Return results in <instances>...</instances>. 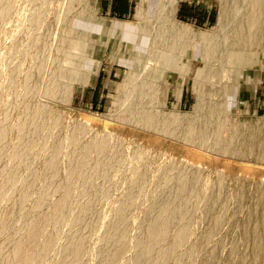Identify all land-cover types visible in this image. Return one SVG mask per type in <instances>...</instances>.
I'll list each match as a JSON object with an SVG mask.
<instances>
[{
  "label": "bare ground",
  "instance_id": "1",
  "mask_svg": "<svg viewBox=\"0 0 264 264\" xmlns=\"http://www.w3.org/2000/svg\"><path fill=\"white\" fill-rule=\"evenodd\" d=\"M4 1L5 0H3V3H4ZM7 1V0H6ZM13 1V0H12ZM35 2V3H37L36 1L37 0H32V2ZM40 1V0H39ZM49 0H41L40 2H41V4H40V2L38 3V4H40V9L39 10H41L40 12H43L44 10L46 11L47 10V12H46V14L47 13H49L48 12V9H47V6L49 7V5H48V3H50V2H48ZM55 1V0H54ZM54 1L52 0V2L54 3ZM145 1H147V0H140V3H139V5L136 7V13H137V16H138V18L140 17L141 19L142 18H144V19H146L147 20V22H146V20H145V24H139L138 25V23L136 24V25H132L131 23H122L121 25H119V29H114V26H112L113 24H108L107 22H105L103 19H99V18H97L93 13H92V7H93V0H71V2H70V4L68 5V7H67V9H66V12H65V14H64V17H63V22H62V25H63V35H62V37L60 38V42H59V45H58V50H56L57 51V55H55L56 56V59H55V61H54V64L53 65H51L52 67H51V69L49 70V75H48V77L46 76V77H44L45 79L46 78H48L47 80H46V82L44 83L45 85V88H46V90L48 91V93L47 94H49V95H52L53 96V98L55 97V98H59V99H66L67 97H68V95H69V93H70V89H71V85H70V83H71V81L74 79V77H75V73H76V70H78L79 68L78 67H80L79 66V64L81 65L82 64V62H81V60H82V56L84 55L83 54V52L84 51H89L91 48H90V46H88V40H93L94 42H95V45L93 46V48H96V47H98V45H99V41L97 40L98 38H94L93 36H91V32H90V27H98L99 29H101L102 30V32L103 33H106V34H108V33H114L115 35H117V39H115V40H113V43H112V45H114V48H117L116 50H118V59L120 60V61H122V62H125V64L127 65V67H128V69H129V71H128V73H127V77H128V81L126 80V82H124V84H123V88L125 89V94H126V98H125V100L123 101V104H127V107H126V109L129 111V113H130V116H128L129 118H127L129 121H131V122H133V123H135V124H138V126L140 125V126H142V127H144V128H146V129H151V130H154V131H156V132H160V133H163V134H165V135H169V136H171V137H177V138H180V139H182V140H184V141H186V142H189V143H191V144H193V145H197L198 147L199 146H201V147H203L204 149L206 148V149H210V150H212V151H216V152H218V153H221V154H229V156H231V155H233V157L234 156H237V157H242V158H251V159H254V160H256V161H260V162H264V118H261V119H258V120H252V121H245V122H239L238 124H236V125H234V124H229V120L231 119L230 118V116H229V113H228V107H229V96L233 93V89H235V87H236V80H237V74H239L238 73V68L243 64V62H245L249 57H250V54H251V52H252V50H253V48H255L254 46H262L261 48L263 49L264 48V0H252L249 4H248V6H246L243 10H240V11H242V13H241V15H240V17H239V19L236 21V23H235V25H234V27L233 28H231L228 32H226L225 33V36L223 37V38H221L220 40H217L216 41V38H217V36L219 35V31H222V30H224V26H225V24H227V21L229 20V18H230V16H231V12H232V8H231V6L230 5H227V7L222 11V13L220 14V16H221V20H220V23H219V26L218 27H215L214 28V30L213 31H210V32H194L192 29H191V27H188V26H185V25H181V24H178L176 21H175V13H176V11H177V8H178V3H179V0H148V11H147V13H145V9H144V4H145ZM244 1V0H243ZM1 2V1H0ZM8 3H9V1H7ZM21 2V1H20ZM30 2H31V0H30ZM29 2V3H30ZM56 2V1H55ZM58 2V1H57ZM75 2L78 4V7H75L74 6V4H75ZM233 2V1H232ZM238 2V1H237ZM242 2V1H241ZM3 3H1L2 4V7L1 8H3V9H0V12L1 11H3L4 10V8L6 7V4L4 3V5H5V7L3 6ZM11 3V2H10ZM235 3V2H234ZM32 4V3H31ZM30 4V5H31ZM34 4V3H33ZM37 4V5H38ZM51 4V3H50ZM236 4V3H235ZM9 5V4H8ZM7 5V6H8ZM35 5V4H34ZM36 5V6H37ZM52 6H54V4H51ZM51 5H50V7H51ZM58 5V4H57ZM1 6V5H0ZM10 6H12V4L10 5ZM9 6V7H10ZM32 6V5H31ZM36 6L34 7V9L36 8ZM57 7V6H56ZM6 8H8V7H6ZM11 8L12 7H10L9 9H10V12H11ZM38 8H39V5H38ZM53 9L55 8V7H52ZM242 8H243V6H242ZM30 9V8H29ZM33 9V10H34ZM234 9H235V7H234ZM6 10V9H5ZM4 10V11H5ZM8 10V9H7ZM37 10V9H36ZM39 10H38V12H39ZM28 11V10H27ZM56 11V10H55ZM7 12V11H6ZM9 12V11H8ZM31 13V15H33V13H32V11L31 10H29L28 11V16L30 15V13ZM3 12H1V14H2ZM5 13V12H4ZM37 13V12H36ZM6 15H7V13H5ZM10 14V13H9ZM25 15H26V13H24ZM43 14V13H42ZM45 14V13H44ZM43 14V16L41 15V14H39L40 16H42V17H45L44 19H46V17H47V19H48V16H45ZM53 14H54V10H53ZM52 14V15H53ZM235 14V13H234ZM6 15H4V16H6ZM21 15V14H20ZM24 15V16H25ZM35 15V14H34ZM36 15H38V14H36ZM38 15V16H39ZM56 15V14H55ZM55 15H53V16H55ZM136 15V14H135ZM1 16V15H0ZM28 16H26V17H28ZM50 16V15H49ZM59 16H60V13H59ZM3 17V16H2ZM6 17H8V16H6ZM20 17V16H19ZM32 16H30V19H32L31 18ZM35 17H37V16H35ZM35 17H33V18H35ZM41 17V18H42ZM57 17V16H56ZM55 17V18H56ZM61 17V16H60ZM1 18V17H0ZM5 18V17H4ZM37 18H39V17H37ZM50 18V17H49ZM53 18V17H52ZM51 18V20H53ZM54 18V19H55ZM137 18V19H138ZM25 19V18H24ZM27 19V18H26ZM25 19V20H26ZM29 19V18H28ZM36 19V18H35ZM43 19V18H42ZM57 19V18H56ZM235 19H236V17H235ZM2 20V19H1ZM37 20V19H36ZM58 20V19H57ZM156 20H163V25H162V27H164L165 29H169V31H171V33H173L174 34V37H184V39L185 38H194L195 40H200V41H203L204 42V48L201 50V52H202V54H203V57H204V64H205V66L203 67V68H198V71H197V79L199 80V81H205V82H208L209 84H210V87H209V90H208V92H207V97L206 98H201V99H199L200 101L198 102V105H196L195 106V109L193 110V112L192 113H181L179 110H180V103H178L177 104V106L176 107H174L175 109H173L172 111H170V112H167V111H161V110H159L158 108H157V106H156V104H157V99H158V96L160 95V93H161V91L160 90H158V88H157V83H154V79H155V74H156V72L157 71H163V70H165V67L166 66H164V65H166V64H168L169 62H168V60H170V57L172 56V54H171V52L173 53V52H175L176 51V49L179 47V44H169V49H168V51L169 52H167V53H163L161 56H160V59H159V66L157 65V67L156 66H153V67H151L149 70H147L146 71V69H147V67H149L148 66V64H149V61H150V58L149 57H147V53L146 52H144V50H145V47H147V46H154L153 44H154V41L152 42V44L150 43V41H151V39L153 40V37H152V35H153V31H154V28H155V26H154V21H156ZM30 22L29 23H34V21L33 20H29ZM32 21V22H31ZM37 21H39V22H42V21H40V19H38ZM45 21H47V20H45ZM50 21V20H49ZM49 21H47V23L49 22ZM56 21V20H55ZM60 21V20H59ZM178 21V20H177ZM17 22V21H16ZM36 22V21H35ZM119 22V21H118ZM25 23H27V20L25 21ZM42 23H44V21L42 22ZM41 23V25H43ZM59 23V22H58ZM182 23H185V22H182ZM16 24V23H15ZM35 24V23H34ZM36 24H37V22H36ZM52 24V23H51ZM51 24H49L50 26H51ZM233 24H234V22H233ZM39 24H37V26H38ZM45 25V24H44ZM44 25L42 26L43 27V30L45 31V29H47L48 27H46V28H44ZM116 25H117V23H116ZM116 25H115V27H116ZM36 26V25H35ZM37 26L35 27V29L37 28ZM47 26V25H46ZM53 26V25H52ZM51 26V27H52ZM33 26H32V24L30 25V27L29 28H32ZM41 27V28H42ZM51 27H49L50 29H51ZM58 28V27H57ZM14 29V28H13ZM34 29V27L32 28V29H29V30H33ZM38 29V28H37ZM36 29V30H37ZM39 29H40V27H39ZM42 29L40 30V31H43ZM35 31V30H34ZM33 31V32H34ZM37 31H39V30H37ZM46 31H48V30H46ZM50 31H52V29L50 30ZM50 31H48L49 33H50ZM15 32V31H14ZM17 32V31H16ZM23 32V31H22ZM32 32V33H33ZM131 33V32H134V36L133 37H129V34H127V33ZM9 33H11V32H9ZM40 33V32H39ZM42 33V32H41ZM44 33L45 32H43L42 33V35H44ZM52 33V32H51ZM98 33V32H97ZM222 33V32H221ZM35 34H37V32H34V35L33 36H35ZM53 34V33H52ZM51 34V35H52ZM93 34V33H92ZM155 34V33H154ZM9 35V34H8ZM39 35V34H38ZM41 35V34H40ZM42 35H41V37H40V39L42 40ZM46 35H47V32H46ZM45 35V36H46ZM50 35V34H49ZM48 35V36H49ZM50 35V36H51ZM96 35V34H95ZM98 35V34H97ZM156 35V34H155ZM158 35V34H157ZM49 36V38H51ZM159 36V35H158ZM44 37V36H43ZM56 37V36H55ZM29 38H33L32 36L30 37L29 36ZM38 38V37H37ZM46 38V37H45ZM48 38V40L50 41V39ZM12 39V38H11ZM35 38H33V40H34ZM156 39V38H155ZM9 40V39H8ZM32 40V39H31ZM33 40H32V42H33ZM36 40V39H35ZM35 40H34V44H35ZM46 41H47V43L49 44L50 42H48V40L47 39H45ZM28 41V40H27ZM38 42H39V40H37ZM29 42H30V39H29ZM31 42V43H32ZM41 42V41H40ZM44 42V41H43ZM23 43H24V41H23ZM30 43V44H31ZM45 43V42H44ZM42 44V45H46V44ZM107 44V43H106ZM163 44V43H162ZM27 45H28V47H30L31 45H33V44H31V45H29V43H27ZM37 45V44H36ZM36 45H34V48L36 49V51H37V53H39L40 52V50H39V52H38V49L39 48H46L47 46H45V47H41V45H40V47H37ZM33 47V46H32ZM162 47V46H161ZM34 48H32L31 49V47L30 48H28V49H31L30 51H34ZM38 48V49H37ZM49 48H50V46H49ZM48 47H47V50L49 49ZM153 49V48H152ZM155 50V49H154ZM194 50V49H193ZM36 51H34V53L36 52ZM46 51V50H45ZM51 51V50H50ZM78 51V52H77ZM8 52V51H7ZM10 52H11V50H10ZM28 52H29V50H28ZM43 52V53H42ZM42 52H40L39 54H41L42 53V55L44 54V50H42ZM73 52H75L74 54H73ZM117 52V51H116ZM155 52V51H154ZM194 52V51H193ZM9 53V52H8ZM30 53V52H29ZM33 53V54H34ZM37 53L35 54V56L37 55ZM46 53V52H45ZM48 53H49V51H48ZM127 53H129V55L130 56H127ZM7 54V53H6ZM5 54V55H6ZM32 54V53H31ZM31 54H30V56H31ZM38 54V55H39ZM50 54V53H49ZM72 54H73V56H72ZM82 54V55H81ZM152 54H153V52H152ZM4 55V56H5ZM29 55V54H28ZM48 55V54H47ZM46 55V56H47ZM51 55V54H50ZM50 55H48V58H46V59H48L49 60V57H50ZM90 55V54H89ZM7 56V55H6ZM33 56V55H32ZM45 56V57H46ZM72 56V57H71ZM29 57V56H28ZM41 57V55L38 57V58H40ZM4 58V57H3ZM26 58H27V56H26ZM43 56L41 57V59H42V61H44L43 60ZM55 58V57H54ZM53 58V59H54ZM153 58V57H152ZM38 61V59L37 58H35L34 57V61H36V60ZM156 59V62H157V58H155ZM154 59V60H155ZM173 59V58H172ZM29 60L31 61V57H29ZM28 60V61H29ZM53 61V60H52ZM166 61V62H165ZM173 61V60H172ZM172 61H171V63H172ZM23 62H25V64H24V66L26 65V60L25 61H23ZM33 62V61H32ZM70 63V64H66V63ZM152 62V61H151ZM168 62V63H167ZM215 62H218L219 63V65H217L216 67H215ZM39 63L40 64H37L36 62H35V66H33L32 67V69H29V68H31V65H30V67H28L27 68V66H26V68L27 69H29L30 70V74H29V79H26V80H24V79H22V80H24L22 83H21V85H20V82H19V85L20 86H22V84H23V86L25 85V84H28L29 85V87H27L28 88V90H30V88H32L31 90H37L38 91V89L40 88L39 86H41L40 84H41V81H42V78H43V75H44V73L46 72H44V70H46L47 69V67L45 66V61L43 62V63H41L40 62V60H39ZM48 63V62H47ZM46 63V64H47ZM174 63V62H173ZM30 64H32V63H30ZM37 64V65H36ZM51 64V63H50ZM175 64V63H174ZM203 64V65H204ZM84 65V64H83ZM173 65V64H172ZM22 66L23 65H20V67L22 68ZM49 66V65H48ZM45 67H46V69H45ZM50 67V66H49ZM163 67H164V69H163ZM229 67H231V79L229 80V78H228V80H225V75H226V72L227 71H230V70H228L227 68H229ZM21 68H20V71H21ZM26 68H24L25 70H27ZM170 68V67H169ZM17 69V68H16ZM180 69V68H179ZM28 71V70H27ZM27 71H25V72H27ZM48 71V70H47ZM182 71V70H181ZM14 71H12V73H13ZM19 72V71H18ZM16 72L15 71V75H16V73L17 74H21L22 73V71H21V73L19 72ZM29 72V71H28ZM28 72H27V74H25V76H27V77H25L24 76V74H23V76L25 77V78H28ZM79 72H80V69H79ZM146 73V76L144 77V78H140V77H142V73ZM24 73V72H23ZM163 73V72H162ZM164 73H165V71H164ZM187 72H185V73H182V74H186ZM11 75V74H10ZM15 75H11V79H12V76H15ZM46 75V74H45ZM141 75V76H140ZM161 75V74H160ZM164 75V74H163ZM166 75V74H165ZM19 76H22V75H18V77ZM17 78V77H16ZM15 77L13 78V79H16ZM23 78V77H22ZM163 78V77H162ZM235 78H236V80H235ZM20 79V78H19ZM240 79V78H239ZM18 80V79H17ZM21 80V81H22ZM29 80V81H28ZM157 80V79H156ZM165 80V79H164ZM12 81H14V80H12ZM12 81H11V84H13L12 83ZM28 81V82H27ZM27 82V83H26ZM166 83V82H165ZM164 83V84H165ZM155 84V85H154ZM15 85H17L16 84V80H15ZM22 86V87H23ZM25 86H27V85H25ZM38 86V87H37ZM11 87H14L13 85L11 86ZM15 87H17V86H15ZM37 87V88H36ZM1 88V87H0ZM20 88V87H19ZM27 88H23L24 90L23 91H25ZM41 88H42V86H41ZM202 88V87H201ZM14 89V88H13ZM12 89V90H13ZM16 89V88H15ZM14 89V90H15ZM22 89V88H21ZM21 89H19V90H21ZM182 89H183V87H179L178 88V90H177V92H178V94H179V98H181V91H182ZM18 90V88L16 89V91ZM31 90H30V92H31ZM36 90L34 91L35 93H33V96H34V94H36ZM45 90V91H46ZM202 90V89H201ZM200 90V91H201ZM18 92V91H17ZM27 91H25L24 93H26ZM29 92V91H28ZM33 92V91H32ZM12 93H14V92H12ZM16 93V92H15ZM17 94V93H16ZM21 94V93H20ZM17 95H19V94H17ZM26 96H24V97H28L27 96V94H25ZM29 96H30V98H31V96L32 95H30V94H28ZM163 95V94H162ZM204 95V94H203ZM16 96V95H15ZM21 96V95H20ZM21 97V98H23L24 99V97ZM12 97V96H11ZM17 98L19 97V96H16ZM162 97V96H161ZM15 100L17 99V98H15V97H13ZM12 98V99H13ZM20 99V98H19ZM27 99H29V98H27ZM32 99V98H31ZM15 100H14V102H15ZM20 100H22V99H20ZM34 99H32V101H33ZM10 101V100H9ZM31 101V102H32ZM121 101V100H120ZM25 102H26V100H25ZM34 102H37V101H33V103H31V105H30V102L29 101H27V103H29L28 105H26V106H24L23 104H24V102L22 103V101H21V103H22V105H23V107H26L25 108V111L23 112V111H21V108L20 109H18V110H20L21 112H23V114L21 113V115H24L25 114V117H28V120H30V119H32V124H30V121L28 122V120H26V118L24 117V121L23 122H25V123H21V125L23 124V126H26L27 127V125H30V126H32V127H29V128H31V130L29 129H27L28 131H30L29 132V136L27 135V133H26V128H24V129H22L23 127H21V129H20V127H19V131L21 132V131H23L22 132V134L24 133V131H25V133H26V140H25V135L23 136L24 138H23V140H25L24 141V146L21 144V146L20 145H17V143H19L20 141L22 142V140L21 139H19V137L21 138V136H19V133H16L17 135L16 136H19V137H16L15 136V138L16 139H19L20 141L19 142H15V144L16 145H12V148L14 149V147L15 146H17L18 147V149H17V147H16V149H17V151L18 150H20L21 149V147H23L22 148V151H24V154H23V152H22V154H23V156H24V158H25V156L26 157H29V154H28V152H30V150L32 149L33 150V147H32V145L34 146V144H32L31 145V138H33V136H35V133H39V131H42V130H45V129H42V130H38V129H40V127H42L43 125L42 124H46V122H48V119H50V118H46L47 119V121L46 120H44L45 119V116H46V114H44V113H46V110H43V106L42 105H40L39 104V106L36 104V103H34ZM58 102V101H57ZM16 103V102H15ZM21 103H20V106H21ZM39 103V102H38ZM161 103L159 102V105H160ZM16 105H18L19 106V104H16ZM158 105V106H159ZM12 106V105H11ZM14 106H15V104H14ZM13 106V107H14ZM29 106V107H28ZM40 106H42V108L40 107ZM161 106V105H160ZM23 107H22V110H24L23 109ZM28 107V108H27ZM15 108V107H14ZM14 108H12L13 110H14ZM163 108V107H162ZM12 109H10V108H8L7 109V111L9 110H11V112H12ZM15 110H16V108H15ZM17 110V111H18ZM117 110L118 111H123V106H121L120 105V107H118L117 108ZM125 110V109H124ZM20 111H18L17 113L19 114V116H20ZM45 111V112H44ZM14 112V111H13ZM114 112H116V111H114ZM6 113H8V112H6ZM17 113H15V115H16V117H19L18 115H17ZM117 113V112H116ZM4 114H5V111H4ZM10 115H12L13 113H9ZM118 114V113H117ZM116 114V115H117ZM7 115V114H6ZM6 115H4V117L6 116ZM9 115V116H10ZM45 115V116H44ZM109 115H112V114H109ZM128 115V114H127ZM118 116V115H117ZM124 116V115H123ZM11 117V116H10ZM10 117H6L7 118V120L6 119H3V120H6V122H8V119L10 118ZM13 118L15 117L14 116V114H13V116H12ZM12 117L10 118L11 119V121H13L14 122V120H12ZM44 117V118H43ZM47 117V116H46ZM57 117V119H51V124H52V122H53V128H52V126L50 127V125H49V127L50 128H47L48 130H50V129H55V128H58L60 125L59 124H61V122L59 123V122H57L59 119H61V116L58 118V116H56ZM121 117V116H120ZM20 119H22L23 117H19ZM90 118L91 117H87L86 119H85V121H89L90 120ZM124 118H126V117H124ZM9 119V120H10ZM15 119V118H14ZM17 119V118H16ZM20 119L19 120H17V121H20ZM92 119V118H91ZM2 120V122L4 123V121ZM52 120H57L55 123H54V121H52ZM63 120V119H62ZM118 120V119H117ZM45 123H44V122ZM59 121H61V120H59ZM10 122V121H9ZM13 122H11V124L13 123ZM15 122H16V120H15ZM21 122V121H20ZM20 122H18V125L15 127V129H18L17 127L20 125L19 123ZM26 122H28V124L27 125H24V124H26ZM43 122V123H42ZM50 122H48V124L50 123ZM56 123H59L58 124V126L57 127H55L56 126ZM62 123H64V122H62ZM132 123V124H133ZM2 123L0 122V125H1ZM10 123H9V125H11ZM54 124H55V126H54ZM65 124V123H64ZM107 124V123H106ZM131 124V123H130ZM4 125V127L2 128V130H0L1 132H0V161L1 160H3L4 158H5V156H6V151H7V141H9V140H7V139H9V136L7 135V134H10V133H8V132H11V134H12V132L14 131V128H13V131L11 130H8V129H11V128H9L10 126L8 125V124H2L1 126H3ZM16 125V124H15ZM42 125V126H41ZM90 125V124H89ZM13 126V125H12ZM47 126V125H46ZM70 126H72L71 128H72V131H71V128L69 127V129H70V132H72V135H71V137H69V138H71V142H72V146H71V143H69V142H67L68 143V145L70 144V147L69 148H71V150L68 148V145H67V150L65 149V151L67 152L68 150L69 151H76L77 149H79V146L80 147H82L80 144L82 143L83 144V142L82 141H84L85 139H84V137H86V135H87V128H86V125L84 124V123H76L74 126L73 125H70ZM139 126V127H140ZM45 127V126H44ZM62 127V126H61ZM65 127V126H64ZM43 128V127H42ZM60 128V127H59ZM63 128V127H62ZM0 129H1V127H0ZM63 129H66V128H63ZM67 129H68V127H67ZM56 130V129H55ZM58 130H60L61 131V134H62V130H61V128L60 129H58ZM60 131H58L59 133H58V135L60 134ZM68 131V130H67ZM16 132V131H15ZM14 132V133H15ZM18 132V131H17ZM51 132V131H50ZM49 132V134H52V133H50ZM53 132V131H52ZM54 132H57V131H54ZM66 132V131H65ZM38 133H37V135H38ZM42 132H40V134H41ZM67 133H69V132H67ZM10 134V136H12ZM22 134H20V135H22ZM48 134V135H49ZM55 134H57V133H55ZM66 134V133H65ZM53 135H54V133H53ZM67 135V134H66ZM65 135V136H66ZM69 135H70V133H69ZM68 135V136H69ZM57 135H55V137H56ZM60 136H62V135H60ZM60 136H58V137H60ZM64 135L62 136L63 137V139H66V138H64L65 137ZM8 137V138H7ZM51 135L50 136H48V140H47V142H50V143H52L51 141H49L51 138ZM67 137V136H66ZM104 137V136H103ZM103 137H101V139L103 138ZM106 137H108V136H106ZM12 138H13V136H12ZM42 138V137H41ZM53 138H54V136H53ZM52 138V139H53ZM57 138V137H56ZM55 138V140H53V142L54 141H57V139ZM61 138V137H60ZM59 138V139H60ZM99 138V137H98ZM14 139V138H13ZM15 139V140H16ZM58 139V140H59ZM62 139V138H61ZM84 139V140H83ZM101 139H96V140H99V142L98 141H94L93 142V140H92V142L91 143H97V144H94V146L96 147V145H97V149L98 150H96L95 149V151H100V152H102L101 150H104L105 148H107V146H108V144H107V146H105V144L107 143L106 141L107 140H105L104 138L101 140ZM7 140V141H6ZM12 140V139H11ZM67 140H68V138H67ZM95 140V139H94ZM110 140V139H109ZM34 141V140H33ZM64 141V140H63ZM66 141V140H65ZM10 142V141H9ZM20 142V143H21ZM46 142V141H45ZM89 142V143H90ZM106 142V143H105ZM117 142H119V141H116L115 143H117ZM12 143V142H11ZM19 143V144H20ZM23 143V142H22ZM44 143V142H43ZM43 143L42 144H40V145H42L43 146ZM61 143V140H60V142L58 141V142H56V143H54V145H56V144H58V146H59V144ZM65 143V142H64ZM85 143V142H84ZM90 143V144H91ZM105 143V144H104ZM108 143H109V141H108ZM114 143V142H113ZM120 143V142H119ZM14 144V143H13ZM49 143H46V144H44V145H47L48 147H50L49 145H48ZM53 144V143H52ZM66 144V143H65ZM90 144H88L89 145V148H86L88 145H86L85 144V148H86V150H89V152H90V147H94L93 146V144H91L92 146H90ZM109 144H112V143H109ZM9 145V144H8ZM29 145H31V147L32 148H29ZM61 145H63V143H61ZM61 145H60V147H61ZM121 145H122V143H121ZM11 146V145H10ZM9 146V147H10ZM36 146V145H35ZM35 146H34V148H35ZM39 146V145H38ZM37 146V148H40L39 150H40V152H42L41 151V149L43 148V147H45V146H43L42 148L39 146L38 147ZM57 146V145H56ZM56 146L54 147V150H55V148H56ZM66 145H64L63 147H62V149H60V147H59V151L60 152H65V151H63V149H64V147H65ZM114 146V147H113ZM112 147L117 151V147H118V143H117V147H116V144H114ZM124 146L125 145H123L122 146V148H124ZM8 147V148H9ZM20 147V148H19ZM52 147V146H51ZM94 147V148H95ZM105 147V148H104ZM116 147V148H115ZM119 147H121V146H119ZM126 147H128V146H126ZM45 148H46V150H45ZM44 149H43V152H44V150L46 151V155H48V152L50 153V151H49V149H47V147H45ZM66 148V147H65ZM73 148V149H72ZM83 149H84V144H83V147H82ZM111 148V147H110ZM110 148H107V149H109L108 150V152L111 150ZM24 149V150H23ZM36 149V148H35ZM81 149V148H80ZM101 149V150H100ZM107 149H106V151H107ZM127 149V148H126ZM137 149V148H136ZM202 149V148H201ZM15 150V149H14ZM31 150V151H32ZM38 149H37V151H39ZM47 150H48V152H47ZM51 150H53V147H52V149ZM58 150V149H57ZM82 150V149H81ZM81 150L80 151H77L78 153L79 152H81ZM85 150V151H86ZM92 150V152H93V148L91 149ZM115 150H114V152H115ZM118 150H119V148H118ZM123 150V149H122ZM122 150H120V151H122ZM128 151H129V148L127 149ZM140 153L142 152V150H139V149H137ZM137 150H135L134 149V151L136 152ZM9 151V150H8ZM16 151V150H15ZM17 151H16V153H17ZM21 151V150H20ZM36 151V150H35ZM35 151H33L32 152V154L35 152ZM36 151V152H37ZM56 151V150H55ZM94 151V152H95ZM14 152V151H13ZM13 152L11 151V155H10V157H13L14 155H13ZM40 152H38V155H40ZM76 152V153H77ZM83 152H84V150H83ZM93 152V153H94ZM104 152V151H103ZM113 152V151H112ZM112 153L111 154V159H112V155H114V154H116V153ZM118 152V151H117ZM130 152L131 151H129V153L128 154H130ZM15 152H14V154H16ZM52 153V152H51ZM55 152L53 151V153H52V155L54 154ZM57 155H59V152L57 151ZM82 153V152H81ZM80 153V154H81ZM87 153V152H86ZM97 152H95V154L94 155H96L97 156V154H96ZM99 153V152H98ZM132 153H133V149H132ZM137 153V152H136ZM143 153V152H142ZM164 153V152H163ZM217 153V154H218ZM19 153H17L16 154V156L18 155ZM22 154H19V155H21V157H22ZM60 154H63V153H60ZM66 154V153H65ZM65 154H63V156L65 155ZM72 154V153H71ZM71 154H70V152H69V155L71 156ZM84 154V153H83ZM83 154H82V156L80 155L78 158L80 159L81 158V160H79V161H81V162H79V164L81 163V165L82 166H84V161H86L87 160V162L89 161L88 159H86V158H84L85 156L86 157H89L90 159H91V155H93V154H91V152L89 153L90 154V156H87L88 154H84V157H83ZM100 154H102V153H100ZM99 154V155H100ZM103 154H105V152L103 153ZM110 154V153H109ZM122 154H127L126 153V151H125V149H124V152L122 153ZM134 154L135 153H133L132 155H133V160H135L134 159ZM144 154V153H143ZM154 154V153H153ZM216 154V153H215ZM7 155H9V154H7ZM28 155V156H27ZM30 155H31V152H30ZM50 155V154H49ZM56 154L54 155V156H52L51 157V160H50V158L49 157H47V158H49V163L48 164H46L45 162H44V160H46L47 158H46V156H45V158L46 159H44L43 160V163H45V165H47V166H45L46 168H47V173H45L46 174V177H47V180H49L48 181V183L46 184L44 181H38L36 178V181L34 180V178H33V180L35 181V182H39V184H42V183H45L46 185H47V187L46 186H41V187H46V189L48 190V192H50L52 189H53V191L55 190V192H56V189L58 188V184H60V180H62V178H64V179H66V178H68V177H63V173L61 174L62 176V178L60 179L59 177V174H60V171L62 170H60V164H61V161H62V158H61V156H57ZM73 155H75V153H73L72 154V157L73 158H71L70 156V158L73 160V159H75L76 160V157L78 156L77 154V156L75 157V156H73ZM93 155V157L94 158H96L95 156ZM107 155H108V153H107ZM106 154H105V156H104V158H106V160L108 161L109 160V158H110V156L108 157ZM117 155H118V153H117ZM119 155H120V152H119ZM124 155V156H125ZM136 155V154H135ZM140 155V158L142 157V155L141 154H139ZM139 155L137 154L136 156H138L137 158H139ZM35 157H36V155H34ZM41 156V158L43 157L44 158V156L43 155H40ZM51 156V155H50ZM56 156L57 157H59L60 158V160L61 161H59L57 158H56ZM66 156H68V155H66ZM136 156H135V158H136ZM7 157H9V156H6V159H7ZM15 157V156H14ZM19 157V156H18ZM32 158H33V156H31ZM68 157V159H70ZM75 157V158H74ZM101 157H102V155H101ZM100 156H98V159L99 158H101ZM107 157H108V159H107ZM120 157H121V155H120ZM120 157H116V155H115V157H114V160L113 161H116L115 160V158H117V163L118 162H121V161H119L118 159L120 158ZM131 157V156H130ZM129 157V158H130ZM144 157H147V156H143L142 158H144ZM17 158V157H16ZM16 158L13 160V161H15L16 160ZM40 158V157H39ZM40 158V159H41ZM42 158V159H43ZM94 158H93V160H94ZM103 158V157H102ZM102 158H101V160H102ZM122 158H124V157H122ZM121 158V160H124V159H122ZM128 158V159H129ZM136 158V159H137ZM139 158V159H140ZM163 158V157H162ZM165 158H167V157H165ZM9 159V158H8ZM11 159V158H10ZM28 159H30V158H28ZM28 159L27 158H25V160H27L28 161ZM35 159V158H34ZM64 159V158H63ZM66 159V158H65ZM84 161H83V160ZM97 159V158H96ZM131 159V158H130ZM148 159H149V157H148ZM148 159H146V161L148 160ZM170 159V158H169ZM169 159L167 160V159H165V160H167V163H169L170 161H169ZM11 160V161H12ZM18 160V161H17ZM16 161H17V163H20V164H22L19 160H21L20 159V157L17 159ZM24 159H22L21 161H23ZM36 160V161H35ZM34 160V162L36 163H38V160L37 159H35ZM67 160V159H66ZM71 160V161H72ZM93 160H90L91 162L93 161ZM100 160V161H101ZM126 160V162L128 161L127 160V158L125 159ZM132 160V159H131ZM143 160V159H142ZM150 160V162H151V159H149ZM156 160V159H155ZM163 160V159H162ZM162 160H158V161H162ZM164 160V161H165ZM171 160V159H170ZM27 161H25V162H23V164L24 163H26ZM33 161V160H32ZM64 161V160H63ZM68 161V160H67ZM67 161H65V166H66V164H70V163H68ZM74 161V160H73ZM72 161V162H73ZM89 161V162H90ZM96 161V160H95ZM95 161H93L94 162V167L92 168V171H91V173L93 172V176H95L94 175V168H95ZM103 161H104V159H103ZM111 162H112V160H110ZM157 161V162H158ZM28 162H30V161H28ZM27 162V163H28ZM40 162V161H39ZM46 162H47V160H46ZM67 162V163H66ZM71 162V164H73ZM75 162H77V161H75ZM87 162H85V164L87 163ZM88 162V163H89ZM90 162V163H91ZM97 162V161H96ZM111 162H110V164L109 163H106V162H104L105 163V166L108 164L109 166L111 165ZM123 162V161H122ZM129 162V161H128ZM138 162H139V160H138ZM144 162H145V160H144ZM144 162H141V163H144ZM149 162V163H150ZM152 162H154V160L152 161ZM173 161H171V163H172ZM14 163V162H13ZM16 163V162H15ZM35 163H34V165H35ZM36 163V164H37ZM42 163V162H41ZM87 163V164H88ZM89 163V164H90ZM100 162H99V160H98V163H97V166H98V164H99ZM116 163V164H117ZM147 163H148V161H147ZM147 163L145 164L144 163V165H146L147 166ZM160 164L162 163V162H159ZM19 164V165H20ZM39 165H41L40 163H38ZM38 164L37 165H35V166H37L38 167ZM78 164V163H77ZM79 164H78V167H79ZM101 164H103V162H101ZM101 164H99V165H101ZM112 164H113V166H114V164L115 163H113L112 162ZM115 164V165H116ZM123 164V163H122ZM136 164V163H135ZM153 163H150V165H148L149 167H143V166H141V167H143L144 169H147V168H151V165H152ZM156 164H158V163H156ZM156 164H153V165H156ZM164 164V163H163ZM165 164H166V162H165ZM11 165H13L12 164V162H11ZM18 165V170H22L23 168H26V166L25 167H23V168H20V166ZM28 165V164H27ZM29 165H31V164H29ZM64 165V164H63ZM76 165V163L74 164V166ZM120 165H121V163H120ZM126 165V164H125ZM138 165V164H137ZM159 165V164H158ZM158 165L157 166H155L156 167V171H157V168H158ZM14 166V165H13ZM22 166H24V165H21V167ZM34 166V167H35ZM63 166L64 167V170L65 169H67V171H69V169H71L70 168V166L71 165H69V166ZM74 166L72 167V169H75L74 168ZM81 166V167H82ZM96 166V167H97ZM105 166H101L102 168L104 167L105 168ZM117 166H119V165H117ZM117 166H115L116 168H119V167H121V166H119V167H117ZM134 166V165H133ZM163 166V165H162ZM161 166V167H162ZM165 166V165H164ZM15 167H16V164H15ZM14 167V168H15ZM28 167V166H27ZM30 168V166H29V169L31 170V169H33L34 170V172H38V170H36L35 171V168ZM36 167V168H37ZM77 167V166H76ZM100 167V166H99ZM99 167H98V169H99ZM115 167H114V170H116L115 169ZM127 167H128V165H127ZM139 168L138 166H137V168H134V169H136V171L138 172V168L139 169H141L142 170V168ZM166 167H168V168H165V167H162L163 169H161L160 168V170H163V171H161L162 172V174H160L161 172H159V174H158V177H154V173H153V177L155 178V180L157 181V179L158 180H160V181H157V182H159L160 183V185H159V183H156V181H154L153 179V181L156 183V187H157V185H158V191L154 188V186H155V183H153L154 184V186H152L153 188H154V190L155 191H157L156 193H158L157 195H158V201H156L157 199L155 198L156 197V193L155 194H152L151 193V191H152V189H150V190H148L149 192H150V194H152V195H154V199L155 200H153L151 203L152 204H154V202H155V204L153 205V207H151L152 209L150 210V209H148L149 210V213H147V214H145V213H141V214H144V216H146V217H143V221L141 222V225H142V227L141 226H139L140 224V222H137L138 224H137V228H139V227H141V231H140V229H139V231H140V235L138 236L137 235V233H133V237L135 236V235H137L138 237H137V239H138V241H137V246L136 247H134V248H136V251H134L133 250V253H134V259H133V256L131 255V257L132 258H130L129 257V259H132V260H134V261H129L130 262V264L133 262V264H166V262L168 263L169 261H168V259L169 258H172L174 255V253L175 254H177V256H175V258H176V260H177V257L178 256H180L181 254H182V257L180 256V258H181V260L179 261V257H178V261L180 262V264H264V181L262 182V181H260V183H258V186L252 191V194L250 195L251 196V198H247V193H248V191H249V187H248V182H247V179L245 180V179H242V178H236V182H235V184L233 185V184H231L232 183V181H231V179H229L230 177H222L223 175L221 174V176L219 177L218 176V178L217 179H215V180H213V183L211 184L210 183V185H209V187H207V189H209L210 191H208L209 193L208 194H206L205 195V197H206V200L205 199H203L204 198V196H202V191H205V190H203L204 188L206 189V187H205V185L206 184H204V182L206 181H204V182H202L203 183V185H201L200 184V180H201V176H202V173L204 172H202V170H200L199 168H195V167H192V166H189V165H182V164H176V163H174L173 162V165H166ZM10 168V170H11V167H9ZM20 168V169H19ZM41 168H44L43 166L41 167ZM40 168V169H41ZM46 168H44V169H42L43 170V173H41V177L39 178V179H43V178H46L45 177V175H44V170H46ZM69 168V169H68ZM80 168V167H79ZM107 168V167H106ZM109 168V167H108ZM107 168V169H108ZM130 168H131V166H130ZM28 169V170H29ZM39 169V168H38ZM78 169V168H77ZM129 169V168H128ZM134 169H132V170H134ZM143 169V170H144ZM148 169V170H149ZM155 169V168H154ZM159 169V168H158ZM10 170H9V173H7V175H8V177H10V175L9 174H11L12 173V175H11V177H10V180H11V178H12V181H13V179H14V181L16 180L15 179V172L16 171H18L17 170V167H16V169L13 171V169L11 170V171H13V172H11L10 173ZM25 170V169H24ZM24 170H23V172H24ZM32 170V171H33ZM80 170V169H79ZM91 170V169H90ZM96 170V169H95ZM101 168H100V170H99V172H100V174H101ZM113 170V168H112V166H111V169L109 168L108 169V172H107V170H106V172L107 173H110V174H112V175H114L113 173H114V170ZM119 170H122V169H119ZM131 170V171H132ZM148 170H146L145 172L147 173V172H149ZM159 170V171H160ZM66 171V170H65ZM71 171V170H70ZM97 171V170H96ZM109 171H111V172H109ZM117 171V170H116ZM135 170L134 171H132V172H135V173H137ZM150 171H152L151 169H150ZM155 171V170H154ZM156 171H155V174H156ZM2 172L3 171H1L0 173H1V175H2ZM7 172H8V170H7ZM19 172V171H18ZM18 172H17V174H18ZM21 172V171H20ZM23 172H21L22 174H23ZM29 172V171H28ZM27 171H26V173L28 174V179H30V177H33V175L35 174V173H33V175L32 176H30L31 175V172H29L30 173V175H29V173H28ZM37 172H36V175H37ZM40 172H42V171H40ZM39 172V173H40ZM62 172V171H61ZM72 172V171H71ZM71 172H69L70 174H71ZM79 173H80V171H78ZM78 172L76 173V174H78ZM89 172V171H88ZM88 172H87V174H86V171L84 172V173H81V174H84V175H86V176H88ZM120 172V171H119ZM125 172H126V170H125ZM131 172V174L129 175V176H132V173ZM139 172H140V170H139ZM20 173V174H21ZM39 173H38V175H37V177H39L40 175H39ZM66 173V172H65ZM73 173H74V171H73ZM97 173V172H96ZM95 173V174H96ZM103 173V172H102ZM141 173V172H140ZM144 173V172H143ZM204 173H206V172H204ZM203 173V174H204ZM4 174V173H3ZM16 174V175H17ZM25 174V173H24ZM23 174V176H25ZM68 174V172L66 173V175ZM76 174H73V178H74V176H76ZM116 175H117V172L115 173ZM121 174V173H120ZM124 174V173H123ZM122 174V175H123ZM142 174V173H141ZM140 174V175H141ZM212 174H214V173H212ZM217 174V173H216ZM219 174V175H220ZM0 175V176H1ZM7 175H5V176H7ZM19 175V174H18ZM17 175V176H18ZM42 175H44V177L42 176ZM84 175H82L83 176V178H84ZM91 174L89 173V176H90ZM97 175V174H96ZM103 175V174H102ZM104 175H105V172H104ZM111 175V176H112ZM116 175H114V177L116 176ZM121 175V176H122ZM134 175V174H133ZM139 174H138V176H140ZM146 175V174H145ZM145 175H143L142 174V176L141 177H139L138 178V176H136V177H134L133 178V176H132V179L134 180H136L137 178H138V180L140 179V178H145V183L147 184L148 183V179L150 180L151 178L150 177H148L147 175H149L148 173H147V177H148V179L146 178V176ZM151 176H152V172H151V174H150ZM149 175V176H150ZM159 175H161V177L159 178ZM218 175V174H217ZM4 176V177H5ZM16 176V177H17ZM21 176V175H20ZM70 177H72V174L71 175H69ZM78 176H80L79 174H78ZM77 176V177H78ZM92 176V177H93ZM98 176L100 177V175L98 174L97 175V178H98ZM107 176V175H106ZM106 176H104V179H103V181H105V178H107ZM124 176V175H123ZM145 176V177H144ZM156 176V175H155ZM204 176V175H203ZM14 177V178H13ZM22 177V176H21ZM34 177H36L35 175H34ZM76 177V179L74 178V180H77L78 181V178H80L79 179V182L81 181V177H78L77 178ZM91 177V176H90ZM92 177L90 178L91 180H92ZM96 177V176H95ZM95 177H93V179L95 178ZM205 177H207L206 175H205ZM204 177V178H205ZM217 177V176H216ZM73 178H72V180H73ZM82 178V179H83ZM96 178V179H97ZM101 178H103V176L101 177ZM112 178V177H111ZM110 177H108L107 179H110V181L109 182H113V179H111ZM130 178V177H129ZM128 178V180H130ZM210 178V177H209ZM26 179H27V176H26V178H24V180H25V182H27L26 181ZM63 179V180H64ZM70 179V178H69ZM86 179V180H85ZM84 180H85V182H86V185L83 183V180H82V184H84L85 186L83 187V189H85L86 187H87V183L89 182V177H86ZM95 179V180H96ZM107 179H106V182H108L107 181ZM116 179H118V177L116 176ZM203 179V178H202ZM206 179V178H205ZM5 180H6V183H9V182H7V178L5 179L4 178V181L3 182H5ZM17 180H18V178H17ZM31 180H32V178H31ZM31 180H30V184H26L27 185V188H29V189H27V190H29V193H30V187L32 186V185H34V183H33V181L31 182ZM73 180V181H74ZM98 180H100V179H98ZM131 181V182H134V181ZM138 180H136V181H138ZM142 180V179H141ZM141 180H139L138 182L140 183V181ZM152 180H150V181H152ZM211 181H212V178L210 179ZM235 180V179H234ZM29 181V180H28ZM46 181V180H45ZM64 181H66V180H64ZM68 181V182H67ZM66 182L67 183H70L71 182V179L70 180H67ZM92 181H94V180H92ZM92 181H91V184H93L92 183ZM119 181H120V178H119ZM122 181V180H121ZM143 181V180H142ZM208 181H209V179H208ZM16 182V181H15ZM40 182H42V183H40ZM62 182V181H61ZM65 182V183H66ZM95 182V181H94ZM11 183H13V182H11ZM17 183V182H16ZM22 183V182H21ZM33 183V184H32ZM63 183V182H62ZM64 183V184H65ZM72 183V182H71ZM75 184H76V182H74ZM74 183H73V185H74ZM81 183H77V184H79L78 186L80 187V184ZM102 183V182H101ZM114 183V182H113ZM117 183V180H116V182H115V184L113 185V187L114 186H120V184H116ZM125 183V182H124ZM128 184H129V186H130V182L128 181L127 182ZM136 183V182H135ZM135 183H133V184H135ZM139 183L137 184V186L139 185ZM142 183V182H141ZM140 183V184H141ZM205 183H207V182H205ZM209 183V182H208ZM39 184L38 183H36L35 185H38V188H39V190H40V186H39ZM89 184V186L91 185L90 183H88ZM107 184V183H106ZM123 184V183H122ZM128 184H126V185H128ZM136 184H135V186H136ZM143 184V183H142ZM141 184V185H142ZM149 184V183H148ZM152 183H150V185H151ZM6 184L4 183V186H5ZM13 185V184H12ZM11 184L10 185H8V186H12ZM26 185H25V187H26ZM34 185V186H35ZM62 185V184H61ZM72 185V184H71ZM71 185H70V187H69V185H67L69 188H73V185H72V187H71ZM108 185H109V183H108ZM108 185H105V187L107 186L108 188H104V190H107V189H109V186ZM141 185H139V186H141ZM203 187V189L202 188H200L201 186ZM3 185H1L0 187H2ZM4 186L2 187V188H0V190H1V192H2V194L4 193L3 192V188H4ZM29 186V187H28ZM34 186H32V187H34ZM63 186V185H62ZM61 186V187H62ZM76 186V185H75ZM81 186H83V185H81ZM94 186V185H93ZM137 186H136V189H137ZM143 186H145L144 184H143ZM143 186H141V188L143 189V190H145L144 188H143ZM250 186V185H249ZM6 187V186H5ZM66 186H64L63 188L64 189H69V188H65ZM97 187V186H96ZM96 187L94 188V187H92V188H94V189H96ZM102 187V186H101ZM110 187H111V185H110ZM113 187L112 188H110V189H113ZM151 187V188H152ZM8 188V187H7ZM35 188V187H34ZM36 188H37V186H36ZM35 188V189H36ZM76 188H78V187H76ZM82 188V187H81ZM90 188H91V186H90ZM90 188H86V190L87 189H90ZM100 188V187H99ZM99 188H97L96 190L98 191V193H100L99 192ZM117 188V187H116ZM119 188V187H118ZM127 189H129L130 188V191L133 189V190H135L134 189V186H132V188L131 187H126ZM141 188H139V189H137V190H140ZM148 188H150V186L148 185ZM147 188V189H148ZM23 190H24V188H22ZM35 189H33L32 188V190L35 192ZM43 189V193H44V188H42ZM60 189V186H59V188L57 189V190H59ZM75 189V188H74ZM74 189H72V190H70L69 192H71L70 194H72L73 192V190ZM100 189H102L103 190V187L102 188H100ZM123 189V188H122ZM125 189V188H124ZM127 189H125L126 191H127ZM140 190V192H137V193H141V191H143V190ZM25 190H26V188H25ZM25 190H24V193H26L25 192ZM31 190V194H34V192ZM60 190H62V188L60 189ZM76 190V189H75ZM74 190V191H75ZM79 190H80V188H79ZM78 190V191H79ZM86 190H85V193H87L86 192ZM96 190H93V191H96ZM101 190V191H102ZM115 190H118V189H115ZM132 190V191H133ZM202 190V191H201ZM4 191H5V193H6V190L4 189ZM81 192H82V189L80 190ZM90 191H91V189H90ZM96 191V192H97ZM129 191V190H128ZM127 191V192H128ZM129 191V193H124V194H126L127 196L125 197L126 198V201H125V198H124V203L122 202V200H120L119 202L122 204H120L121 205V207L120 206H118V205H116V206H118L119 207V210H116L117 211V214L114 216V212H113V217L114 218H111V221L109 220L110 218L108 217V222L110 221L111 223H110V226H109V224H108V222H105V223H107L108 224V226H103V228H108V230H105L104 229V231H105V234H104V236L105 237H103V239L101 240L102 242H103V244H102V246H101V249H100V255H98V253H97V255L94 253V258H95V255L97 256V257H99V259H97L98 260V262L99 263H97V264H115V262H116V260H117V258H118V256H119V253H121L123 250H125V254H126V250L128 249H123V248H125V245L127 244L126 243V241L129 239V237H128V233H130L129 231H131V230H129L130 229V220H132L130 217L131 216H133L134 215V210H135V205L133 204V206H132V203H131V200H130V198H131V196H132V194H130L131 192ZM207 191V190H206ZM205 191V192H206ZM21 192V191H20ZM18 193V196H19V194H21L22 193V195L20 196L21 198H18V201H21V202H26V200H23V199H25V196H27L28 197V192L26 193V194H24L23 193V191L21 192V193ZM37 192H39V191H37ZM47 192V194H46V190H45V193H44V195H43V193H42V190H41V194H38V196H36V198L38 197H41V199L39 198L38 200L39 201H37V203H35V201H32V202H34L33 204L35 205V207H32L33 209H30V210H32V211H30V210H28V212L30 211V213H28L27 212V210H25L26 212H25V214H29L28 215V217L24 214V216H20V213H21V215H23L22 213H24L23 211H22V209H23V207H24V203L22 204V207L20 208L21 210H19V208H17L16 210H18L19 211V213L17 212V214L19 215V217L20 218H25V217H27V218H25L26 220H25V222H24V220H23V218L22 219H20L19 218V220H14V221H16V222H18L19 221V223H22L23 224V227H22V224H21V230L19 231V232H17L16 233V231L19 229H15L14 231L11 229L12 228V226L10 225V229L14 232V233H12V235L13 236H15V237H12L11 238V234H9V236H10V238L11 239H13L12 241L9 239V241H11V243L8 241V239H7V237H4L5 235L3 234H0V236L2 235V237H3V239H5L6 238V240L5 241H7V243L8 244H6V242L4 241V240H1L2 239V237H0L1 239H0V243L3 241L4 242V245H3V242L0 244V249H5L4 247L6 246L7 247V245L9 246V244H11V246L10 247H8L6 250H3L2 249V251L4 252V254H3V252H2V256H3V258L1 259V257H0V263L1 264H34L35 262V260H36V262H37V259L38 258H40L39 256L40 255H42L44 252H46V249L49 247L48 245L51 243L50 241H52V237L53 236H55V234L53 235V230L52 229H49L48 231H47V229L49 228V226L47 227V222L48 223H50V221L52 222V221H54L55 222V219H53V220H51V219H49V218H51V217H49L50 215H48V217H46L45 215H46V211L45 210H47V211H49V209L51 208V203L50 202H48L49 204V206H50V208L49 209H47V206H45V204L47 205V203H45V200L47 199V197H46V199H45V194L46 195H48V194H50V193H48ZM55 192H51L52 194H50V195H52V197H54L55 195H53ZM58 192V191H57ZM67 192H68V190H67ZM81 192H78V193H81ZM96 192L95 193H93V194H96ZM103 192H105V191H103ZM102 192V193H103ZM135 193H136V191H134ZM145 192V191H144ZM143 192V193H144ZM146 192H147V190H146ZM204 192V193H205ZM250 192V191H249ZM11 193V192H10ZM36 193V192H35ZM40 193V192H39ZM65 193V192H64ZM78 193H77V195H78ZM91 193V192H90ZM97 193V196L99 195L100 197H101V195L100 194H98ZM106 193H107V191H106ZM108 193H110V191L108 190ZM143 193H141V194H143ZM154 193V192H153ZM203 193V194H204ZM1 194V193H0ZM56 195H57V197H58V194L57 193H55ZM62 194V193H61ZM69 194V193H68ZM67 193H66V196L68 195ZM69 194V195H70ZM82 194H84V192H82ZM88 194V193H87ZM92 194V193H91ZM129 194V195H128ZM138 194V197L141 195H139ZM149 193L148 194H146L147 196H149L150 195ZM36 195H37V193H36ZM40 195V196H39ZM41 195H43V196H41ZM75 194H72L71 196H74ZM77 195H76V197H77ZM80 195V194H79ZM90 195V194H89ZM88 195V201H86V202H84V203H82V205L84 204L85 205V207H86V204H87V208H84V205L83 206H81L80 205V208H81V211H82V209L84 208V209H86V211H87V215H89V213L91 214V212L93 213L94 211H91L92 210V207H93V203L94 202H96V200H100L99 201V203H101V198H102V201H103V198H104V200L107 198V196L106 197H101V198H95V195H92V197L94 196V198L96 199H94V198H90V196ZM103 195H104V193H103ZM102 195V196H103ZM106 195V194H105ZM114 194H112V196H113ZM122 195V194H121ZM137 194H135V196H136ZM144 195H145V193L143 194V196L142 197H144ZM29 196H30V198L33 196H35V194L34 195H30L29 194ZM60 196V195H59ZM64 196V194H62V198L63 199H61V197L59 198V199H61V200H59V202H58V200H53L54 202L55 201H57V206H58V210L59 211H65V209H67V206H71V204H73V202H75L74 200L72 201V203L70 202V201H68L69 202V204L67 205V200H69V197H71V196H68V198H67V200L63 197ZM80 196H82V195H80ZM80 196H79V200H80ZM96 196V197H97ZM134 196V195H133ZM134 196V197H135ZM140 196V197H141ZM1 197V196H0ZM4 197V196H3ZM49 197V196H48ZM109 197V196H108ZM117 197V196H116ZM121 197V196H120ZM123 197V196H122ZM132 198L133 200L135 199V198ZM140 197H139V199H137V200H139V201H141L140 200ZM141 197V198H142ZM150 197V196H149ZM148 197V198H149ZM201 197H203L202 199H203V202H200V201H202V200H200L201 199ZM36 198H33V200H35ZM56 198V197H55ZM73 198V197H72ZM71 198V199H72ZM83 199H85L86 197H84V195H83V197H82ZM145 198H147V197H144L143 199H142V201L143 200H145ZM147 198V200H148V202H146V205H147V203H149V200L151 199V197H150V199H148ZM28 199H29V197H28ZM83 199H81V200H83ZM89 199H94V202H93V200H92V203H90V201H89ZM110 199V198H109ZM135 199V200H136ZM153 199V198H152ZM151 199V200H152ZM0 200H2V197L0 198ZM37 200V199H36ZM81 200H80V203H81ZM110 200H112V199H110ZM134 200V202H137V201H135ZM200 200V201H199ZM27 201H29V200H27ZM30 201V202H31ZM106 201V200H105ZM114 201V200H113ZM138 201V202H139ZM141 201V202H142ZM1 202V201H0ZM20 202V203H21ZM29 202V203H30ZM87 202H89V204L87 203ZM145 201H143L142 202V204L144 203ZM2 203V202H1ZM15 203V202H14ZM27 204V202H26V205H29V207L30 206H34L32 203L31 204ZM98 202L96 203V204H99ZM107 202H105V204H106ZM117 203H118V201H117ZM140 203V202H139ZM138 203V204H139ZM16 204V203H15ZM15 204H12V211H14L13 210V205L14 206H16ZM79 204V201L77 202V205ZM96 204H94V206L96 205ZM104 203H101V204H99V205H103ZM109 204V203H108ZM107 204V205H108ZM113 204V203H112ZM136 205H138L137 203H135ZM150 204V203H149ZM99 205L97 206V207H99ZM140 205H141V203H140ZM151 205V204H150ZM149 205V206H150ZM1 206H2V204H1ZM17 206H18V203H17ZM20 206V205H19ZM44 206H45V208H44ZM53 206H55V204L53 205ZM57 206H56V208H57ZM105 207H107L106 205H104ZM110 206V205H109ZM108 206V207H109ZM112 206V205H111ZM115 206V205H114ZM113 206V207H114ZM145 205H143V207H144ZM148 206V207H149ZM152 206V205H151ZM102 206H100V208H101ZM112 207V208H113ZM133 207V208H132ZM139 207V208H138ZM26 208L27 209H29L27 206H26ZM25 207H24V209H26ZM45 210H44V209ZM56 208H55V210H56ZM79 208V207H78ZM80 208L78 209V210H80ZM94 208V207H93ZM100 208H98V212L100 211L99 209ZM104 208V207H103ZM101 209V210H104L105 211V209ZM109 208H111V207H109ZM111 208V209H112ZM131 208L133 209L132 210V212H133V214L132 215H130V211H131ZM146 208H147V206H146ZM70 208H68L67 210H69ZM137 209H138V211H139V209H141V207L138 205L137 206V208H136V212H138L137 211ZM143 209V208H142ZM141 209V210H142ZM145 209V208H144ZM8 210V209H7ZM44 210V211H43ZM53 211H54V208L52 209ZM58 210H56V211H58ZM72 210H73V212H72ZM76 210H77V207H76ZM77 210V212L78 213H80L79 214V216L82 214V212L83 211H85V210H83L82 212H79ZM93 210H96V207H95V209H93ZM110 210V209H109ZM109 210L108 211H105V213L106 212H109ZM113 210H114V208H113ZM114 210V211H115ZM141 210H140V212H141ZM199 210H201L200 212H202V215H203V218H202V227H201V225L199 224V225H197V226H199V228H202L201 229V231H200V229L198 228V230H199V235H194V234H196V233H192L191 231H193L194 230V225L192 226V224L193 223H195V221L193 222V219H194V217H195V214H196V212H198ZM0 211H2V208H1V210ZM11 211V212H12ZM22 211V212H21ZM54 212L53 214H55V213H57V212ZM86 211L84 212V213H86ZM88 211H91V212H88ZM97 211V210H96ZM104 211H101V212H104ZM3 212V211H2ZM1 212V213H2ZM8 212H10V211H8ZM16 211H14L13 212V214L15 213ZM45 212V213H44ZM50 212H52V211H50ZM49 212V213H50ZM70 212H72V213H75L74 212V209H73V207H71V211ZM97 212V213H98ZM144 212H146V211H144ZM0 213V214H1ZM60 212H58V214H59ZM64 213V212H63ZM62 213V215H61V213H60V217L62 218V216H64V214ZM66 213H69V211H67ZM96 213V214H97ZM109 213H111V212H109ZM4 216H2L1 215V217H0V230L1 229H3V228H1L2 226H5L6 224H10V223H6V224H4V221H6L7 220V216L8 215H12V213L11 214H8L7 213V215H6V213H5V211H4V213H2ZM17 214H15V215H17ZM51 214V213H50ZM51 215V216H55V218H57L56 216V214L55 215ZM71 214V213H70ZM77 213H75V216L74 217H77L78 215H76ZM98 214H100V213H98ZM97 214V215H98ZM102 214V213H101ZM100 214V215H101ZM135 214H137V213H135ZM199 214H201V213H198V215ZM17 215V216H18ZM43 215H44V217L45 218H47V219H45V220H48L47 222L45 221V220H43ZM67 214H65V217H67L66 216ZM72 215V214H71ZM70 215V216H71ZM85 215V214H84ZM91 215H93V214H91ZM91 215H89V216H91ZM97 215H95V216H97ZM103 215V214H102ZM106 215V217H107V214H105ZM201 215V216H202ZM14 215H12V217H13ZM59 216H58V219H59ZM86 216V215H85ZM94 216V215H93ZM108 216H110V215H108ZM140 216V213H139V215H137V217H139ZM143 216V215H142ZM200 216V215H199ZM11 217V216H10ZM10 217H8V218H10ZM16 217V216H15ZM15 217H13V218H15ZM64 217V218H65ZM69 217V216H68ZM68 217H67V219L66 220H68ZM102 217H104V216H102ZM106 217H104L105 219H107ZM18 218V217H17ZM59 219V221L61 222L60 223V225L59 224H54V223H52V224H54V226L53 227H56V228H59V226L61 227V225H65V224H67V223H65V224H63L64 223V221L62 220V219ZM63 218V219H64ZM69 218H71V217H69ZM80 218V217H79ZM81 218H83V217H81ZM87 217H84V219H86ZM94 218V217H93ZM92 218V219H93ZM96 218H98V219H96L97 220V222H98V220L99 221H101L100 220V218H101V216H97ZM133 218V217H132ZM135 218H136V215H135ZM134 218V220H136ZM145 218V219H144ZM6 219V220H5ZM11 220H12V218H10ZM58 219H56V222H57V220ZM64 219V220H65ZM78 219V218H77ZM83 219V220H84ZM92 219H89V220H91V221H89L88 219V222H87V224L88 225H90L91 223L90 222H92V223H94V220H95V218H94V220H92ZM105 219H103V221L102 222H104V221H106ZM138 219V220H139ZM200 219V218H199ZM9 220V219H8ZM7 220V221H8ZM21 220V221H20ZM71 220H74V218L72 219L71 218ZM79 220H81L82 221V219H79ZM134 220H132V222L134 221ZM139 220V221H140ZM195 220H196V217H195ZM197 220H198V218H197ZM197 220H196V223L198 224V222H197ZM46 223H45V222ZM58 221V222H59ZM70 221V220H69ZM68 221V222H69ZM86 221V220H85ZM85 221L83 222L82 221V223L83 224H85ZM137 221V220H136ZM9 222H10V220H9ZM13 221H11V223H12ZM15 222V223H16ZM45 223L46 224V230H45V228H44V231L46 232H49V240H44V238H43V240L45 241V242H47L46 244H43V247H41V250H39V248H36V247H34L33 246V244L37 241V242H39L40 243V241H38L39 239L37 238V235H39V234H37L38 232H40L39 230H40V228H43L44 226V224L43 223ZM63 222V223H62ZM77 222V221H76ZM75 222V220L74 221H71V223L72 224H70V222L68 223V224H70V227H72L73 226V224L74 223H76ZM80 222V221H79ZM96 222V221H95ZM102 222L100 223V222H98V223H100L101 225H102ZM14 223V224H15ZM81 223V222H80ZM104 223V224H105ZM135 223V222H134ZM133 223V224H134ZM192 223V224H191ZM195 223V224H196ZM199 223H201V221H199ZM4 224V225H3ZM13 223H12V225H14ZM38 224H40V228H37V227H39V225ZM83 224H81L82 225V229H84V227H85V230L83 231L80 227H79V223H78V227L80 228V230L78 229V227L77 226H73L72 228L73 229H75L74 227H77V233H79L81 230H82V232H80L79 234H76V233H74V235L73 236H75L74 238H73V240H72V238H71V240H69V239H67L66 238V240H68V241H70V242H68L69 244H68V246L66 247L67 249V251L66 252H64L63 250V252H61L60 253V251H61V249H63V248H65V240L62 238V235L64 236L66 233H63V231H62V235H61V238L64 240V242H63V240H62V244L64 243V246L61 244V249L59 250V249H56V248H59L60 247V245H59V247H55V249L56 250H58L59 251V257L61 256V254L62 253H66L65 254V256H64V254H63V256L66 258L65 260L64 259H62L61 258V260L63 261H65L64 262V264H69V263H72V264H75L76 262H78L79 261V259H83L84 258V255H85V252L87 253L88 251V249H89V255H93V253H91V250L90 249H94L93 247L92 248H88L87 246H86V244L85 243H90L89 242V240H88V238H90V237H88L89 235H90V229L87 227V229H86V226H88V225H84L83 226ZM96 224V225H95ZM94 224V227L95 226H99V224H97V223H95ZM103 224V225H104ZM133 224H131V226L133 225ZM18 225V224H17ZM17 225L15 224L14 226L15 227H17ZM38 225V226H37ZM56 225V226H55ZM72 225V226H71ZM76 225V224H75ZM91 225H93V224H91ZM135 226H136V224H134ZM14 226H13V229H14ZM35 226H37L36 228H37V230H38V232L36 233L35 232ZM58 226V227H57ZM69 226V225H68ZM68 226H63V230H68ZM190 226H192V228H193V230H191L190 229ZM6 227H9V226H6ZM64 227L66 228L67 227V229H64ZM69 227V228H70ZM91 227V226H90ZM93 227V226H92ZM100 227V226H99ZM52 228V227H51ZM96 228V227H95ZM102 228V229H103ZM106 228V229H107ZM195 228H197L196 226H195ZM9 229V228H8ZM8 229L6 228L5 230H1L0 231V233L2 232V233H4L5 232V234H6V236H8V234H7V231H8ZM9 229V230H10ZM54 229V228H53ZM61 229V230H62ZM93 229V228H92ZM98 229V230H97ZM101 229V230H102ZM132 229L134 230V229H136V227L135 228H133L132 227ZM7 230V231H6ZM42 230L43 229H41V232H42ZM55 230V229H54ZM58 230V229H57ZM59 230H60V228H59ZM61 230H60V232L58 231V233H59V236H60V234H61ZM70 230H71V228H70ZM96 230L97 231H99L100 230V228H96ZM95 230V232L93 231V230H91L92 232H94L95 234H96V231ZM100 230V231H101ZM189 230H191L190 232H189ZM12 231H10V233L12 232ZM69 231V230H68ZM73 231H75V230H73ZM79 231V232H78ZM103 231V230H102ZM106 231H107V233H106ZM135 231V230H134ZM137 231V230H136ZM135 231V232H136ZM195 231H197L196 229H195ZM41 232H40V236L42 235L41 234ZM44 232V234H47V232L45 233ZM57 232V231H56ZM70 232H72V230L70 231ZM194 232V231H193ZM98 233V232H97ZM132 233V232H131ZM190 233H192V236L191 237H193V239H194V236H196L197 238H195L194 240H192V242H191V239H188L187 237H190ZM44 234H43V236H44ZM69 234V233H68ZM76 234V235H75ZM94 234V235H95ZM103 234V233H102ZM190 234V235H189ZM58 235V234H57ZM56 235V236H57ZM47 236H48V234H47ZM55 236V237H56ZM58 236V237H59ZM96 236V235H95ZM95 236H92V233H91V237L93 238V237H95ZM39 237V236H38ZM46 237V236H45ZM88 237V238H87ZM101 237V236H100ZM38 240H37V239ZM39 238H42V237H39ZM47 238V237H46ZM45 238V239H46ZM60 238V237H59ZM59 238H57V240L59 239ZM65 238V237H64ZM91 238V239H92ZM97 238V237H96ZM102 238V237H101ZM101 238H99V239H101ZM36 239V240H35ZM54 239V238H53ZM90 239V241L93 243L94 241H92V240H94V238L91 240ZM130 239H132L131 237H130ZM135 239V238H134ZM35 240V241H34ZM42 242L40 243V244H42L44 241L42 240V239H40ZM55 240V239H54ZM53 240V241H54ZM60 240V239H59ZM86 240H88V242H86ZM133 240V239H132ZM136 240V239H135ZM187 240V243H188V240L191 242V244H190V242H189V247H186V246H184L185 244V241ZM101 241H99V242H101ZM36 242V243H37ZM44 242V243H45ZM55 242H56V240H55ZM97 242V241H96ZM96 242L94 243V247L98 244H96ZM101 242V243H102ZM128 242V241H127ZM101 243H99V246H100V244ZM131 243V242H130ZM129 242H128V244L130 245V246H132L131 244H130ZM6 244V245H5ZM38 244V243H37ZM40 244H38V245H40ZM52 245H53V243H51ZM50 244V245H51ZM59 244H60V242H59ZM67 244V243H66ZM96 244V245H95ZM1 245H2V247H1ZM35 245V244H34ZM37 245V246H38ZM85 246V247H84ZM89 246V245H88ZM98 246V247H99ZM130 246H128L127 245V247H130ZM183 246V248L184 249H186V250H183V248L181 249V250H183L182 252L181 251H179L181 254H178L179 252H178V250L181 248ZM52 246H50L49 248H51ZM88 249H87V248ZM98 247H97V249H98ZM133 247V246H132ZM131 247V248H132ZM86 248V249H85ZM37 249H38V251H37ZM52 249H53V247H52ZM51 249V250H52ZM83 249H85L86 251L83 253L84 255H82V251H83ZM54 250V249H53ZM53 250H52V252H53ZM65 250V249H64ZM131 250V249H130ZM40 251L42 252L41 254H39L40 253ZM95 251H98V250H95ZM95 251H93V252H95ZM127 251H129V250H127ZM1 252V251H0ZM39 252V253H38ZM48 252H49V250H48ZM48 252H46V254H48ZM51 252V251H50ZM50 252H49V256L48 255H45V257L44 258H48L49 257V260H50ZM57 252V251H56ZM55 252V253H56ZM178 252V253H177ZM131 253V251L129 252V254ZM39 254V256H37V255ZM53 254H54V252H53ZM88 254V253H87ZM36 255V256H35ZM57 255V254H56ZM122 255H124V254H122ZM122 255H120L121 256V258H123L122 257ZM173 255V256H172ZM1 256V255H0ZM44 256V255H43ZM51 256H52V254H51ZM55 256V255H54ZM54 256L51 258V259H53V260H55L54 259ZM81 257V258H78V257ZM82 256H83V258H82ZM86 257H85V261L87 260V258L89 259V257H87V255H85ZM125 256V255H124ZM129 256V255H128ZM172 256V257H171ZM35 257L37 258V259H35ZM42 257V256H41ZM55 257H58V256H55ZM58 257V259H56V261L58 262V264H61L62 262H60L59 263V258ZM62 257V256H61ZM63 257V258H64ZM92 256H90V258H91ZM127 257V256H126ZM43 258V257H42ZM41 258V260L42 261H39L40 263L42 262L43 264H45L43 261V259ZM77 258H78V261H77ZM121 258H119V259H121ZM92 259V258H91ZM91 259H89V260H91ZM96 259V258H95ZM118 259V260H119ZM126 260L128 259V257L127 258H125ZM47 261H48V259H46ZM52 260V261H53ZM59 260V261H58ZM75 260H76V262H75ZM84 260V259H83ZM96 260V261H97ZM170 261L172 260V259H169ZM56 261H55V263L54 264H56ZM74 261V262H73ZM84 261V262H85ZM93 261H95V260H93ZM125 261V260H124ZM124 261H122L120 264H125V262ZM173 261V262H172ZM171 261V263L170 264H173L174 263V257H173V260ZM39 262H37L36 264H38ZM54 262V261H53ZM82 260H81V263L80 262H78V263H80V264H82ZM118 262V261H117ZM116 262V263H117ZM119 262H120V260H119ZM118 262V263H119ZM128 262V263H129ZM176 263H174V264H179L177 261H175ZM39 263V264H40ZM50 263H52V262H50ZM94 263V262H93ZM92 263V261H91V264H93ZM117 263V264H118ZM53 264V263H52ZM63 264V263H62ZM86 264V263H85ZM88 264V263H87ZM96 264V263H95ZM126 264H127V261H126ZM169 264V263H168Z\"/></svg>",
  "mask_w": 264,
  "mask_h": 264
},
{
  "label": "rangeland",
  "instance_id": "2",
  "mask_svg": "<svg viewBox=\"0 0 264 264\" xmlns=\"http://www.w3.org/2000/svg\"><path fill=\"white\" fill-rule=\"evenodd\" d=\"M1 2H0V9H3V8H1L2 7V4L1 3H3V0H0ZM7 1H9V3L7 2ZM5 0L4 1V3L6 4V7H8V8H6L5 7V5H4V3H3V6L5 7L4 8V10L3 11H1V12H3L2 14H1V12H0V122L2 123V124H8L9 125V123L11 124V122H13V121H11V117L13 116V114H14V118L12 117V120H14V122L11 124V125H9L10 127L9 128H11V129H8V130H12L13 131V128H14V131L12 132V134H11V132H8V133H10L12 136H13V138H12V136H10V134H7L8 136H9V139H7V140H9V141H7V146L9 147L10 145V147L8 148L7 147V153H6V156H9V157H7V159H6V156H5V158L3 159V160H1L0 161V172L1 171H3L2 172V175H1V173H0V186L1 185H3L4 186V183L6 184L5 186H4V188L2 189L3 190V194H2V192H1V190H0V196L2 197V200H0L1 202H0V210H1V208H2V211H0V213L2 212V213H4V211H5V213H6V215H7V213L8 214H11L12 213V215H14L13 217H15V218H13L12 217V215H8L7 216V220L9 219L10 220V222H9V220L7 221L6 219V221H4V224H6V223H10L9 225L8 224H6L5 226H2L1 228H3V229H1L2 231L3 230H5L6 228L8 229H10L11 227H10V225L12 226V230L14 231L15 229L17 230L18 228V230L16 231V233L17 232H19L20 230H21V228L23 227V222L22 223H19V221L18 222H16L17 220H19V215L17 214V212L19 213V211L18 210H16L17 208H19V210H21L20 208L22 207V204L24 203V202H21V201H18V198H21L20 196L22 195V191H23V193H24V190H25V188H26V190H25V192L28 194V197H29V199H28V197L27 196H25V199H23V200H26V202H27V204L32 200V201H35V203H37V201H39L38 199L40 198L41 199V197H37L36 198V196H38V194H41V190H42V193H43V189L42 188H44V193H45V190H46V194H47V192H48V190L46 189V187H47V183H48V181L49 180H47V177H46V174L45 173H47L46 171H47V168L45 167V166H47V165H45V163L46 164H48L49 163V161L51 160V157L52 156H54L55 154L57 155L58 153H57V151L59 152V155H57V156H61V158H62V161L60 160V158L59 157H57L56 156V158L59 160V161H61V166H60V170L62 171H60V174H59V178L61 179L62 177V173H63V177H68V178H66V179H64V178H62V180H60V184H58L59 186H60V189L62 188V190H57L58 188H59V186H58V188L56 189V192H55V190L53 191V189L50 191V192H48V193H50V194H52L51 192H55V193H57L58 194V197L60 198L61 196H62V194H64V196L66 197H64L66 200H67V198H68V196H71L72 194H75L74 196H71V197H69V200H67V205L69 204V202L68 201H70L71 203H72V201L74 200L75 202H73V204H71V206L69 205V206H67V209L68 208H70L69 210H67V209H65V211H63L65 214H67L69 217H71L72 219L74 218V220H75V222L76 223H74L73 224V226H77L78 227V223L80 224L79 225V227L81 226L82 227V225L81 224H83L82 223V221L84 222L85 220V224H83V226L85 225H88L87 224V222H88V220L89 219H92L93 217L95 218V220H94V218L92 219V220H94V223H92V222H90L91 224H93V225H88V226H86V229H87V227L90 229V235L88 236V237H90V238H88V240H89V242L90 243H85L86 244V246L89 248H94L93 250L92 249H90L91 250V253H93V255L91 254V255H89V249L87 250L88 252V254L85 252L86 250V248L85 249H83V251H82V255H84L83 253L85 252V255H87V257H89V259H91V260H89L88 258H87V260L85 261V255H84V258H83V256H82V258L84 259H79V261H78V258H81L80 256L77 258V261L78 262H80L81 263V260L83 261L82 262V264H91V261H92V263L93 264H97V263H99L98 262V260L97 259H99V257H97L98 255H100L99 253H100V249H101V246H102V244H103V242L101 241L102 239H103V237H105L104 236V234H105V231H104V229L105 230H108V228L106 229V228H103V226H108V224H109V226H110V223L113 221H111V218H114L113 217V212H114V216L117 214V211L116 210H119V207L118 206H120L121 207V205L126 201V194H124L125 192L126 193H129V191H130V188L129 187H131L132 188V186H134V189L135 190H131L130 192V194H132V196H131V198H130V200H131V203H132V206H133V204L135 205V207L137 208V206L139 205L140 207H141V209H139V211H138V209H137V211L138 212H136V208H135V210H134V215L133 216H131L130 218L132 219V220H134V218H135V215H136V220H134L133 222H132V220H130V229L129 230H131V231H129L130 233H128V237L130 236L132 239H130V237H129V239L127 240L132 246H130L129 244H128V242L126 241V245H125V248H123V249H127V250H129V251H127L126 250V254H125V250H123L121 253H119V256H118V258H117V260H116V262L118 261L119 262V260H120V262L118 263V264H120L122 261H124L125 262V264H126V261H127V264H130V262L131 261H134V260H132V259H129V257L130 258H132L131 257V255L133 256V259H134V253H133V250L134 251H136V248H134V247H136L137 246V241H138V239H137V237L140 235L139 233H140V231H141V227H142V225H141V222L143 221V217H146V216H144V214H141V213H145V214H147V213H149V210L148 209H152L151 207H153V205L155 204V202L156 201H158L159 199V197H158V193H156L157 191H158V185H157V187H156V183H159V182H157V181H160V180H158L157 179V181L155 180V178L156 177H158V174H159V172H161V171H163L165 168H168V167H166V165L168 164V165H173V162L174 163H176V164H182V165H189V166H192V167H195V168H199L200 170H202V172L204 171V172H206V173H202V178H201V180H200V184L201 185H203V183L202 182H204L205 180V182H207V183H205L204 182V184H206L205 185V187L207 186V187H209V185H210V183L212 184L213 183V180H215V179H217L218 178V176L220 177L221 176V174L223 175L222 177H230L229 179H231V181H232V183L231 184H235V182L238 180H236V178H242V179H247V182H248V187H249V191H248V193H247V198L249 197V198H251V194H252V191L258 186V183H260V181H264V162H260V161H256V160H254V159H251V158H242V157H237V156H234L233 157V155H231V156H229V154H221V153H218V152H216V151H212V150H210V149H204L203 147H201V146H197V145H193V144H191V143H189V142H186V141H184V140H182V139H180V138H177V137H171V136H169V135H165V134H163V133H160V132H156V131H154V130H151V129H146V128H144V127H142V126H138V124H135V123H133V122H131V121H129L127 118H129L128 116H130V113H129V111L126 109V107H127V104H123V101L125 100V96H126V94H125V89L123 88V84H124V82H126V80L128 79V77H127V73H128V71H129V69H128V67H127V65L125 64V62H122V61H120L119 59H118V50H116L117 48H114V45H112V43H113V40H115V39H117V35H115L114 33H108V34H106V33H103L102 32V30L101 29H99L98 27H90V32H91V36H93L94 38L96 37V38H98L97 40L99 41V45H98V47H96V48H93V46L95 45V42L93 41V40H88L89 42H88V46H90V50L89 51H84L83 52V56H82V60H81V62H82V64L80 65L79 64V66L80 67H78L79 69H80V72H79V69L78 70H76V73H75V77H74V79L71 81V83H70V87H71V89H70V93H69V95H68V97L66 98V99H59V98H53V96L52 95H49V94H47L48 93V91L46 90V88H45V82H46V80L48 79V78H44V77H48V75H49V70L51 69V65H53L54 64V61H55V59H56V56L55 55H57L56 53H57V51L56 50H58V45H59V42H60V38L62 37V33H63V25H62V22H63V17H64V14H65V12H66V9H67V7H68V5L70 4V2H71V0H53L54 1V3L52 2V0H49L48 2H50L51 4H54V6H52L50 3H48V5H49V7L47 6V9H48V12L49 13H47L46 14V12H47V10L45 11H43V12H40L41 10H39L41 7H40V4H41V0L39 1V0H37L36 2L37 3H35L34 1L32 2V0H31V2H30V0ZM21 1V2H20ZM58 1V2H57ZM101 1L102 0H93V7H92V13L97 17V18H99V19H103L105 22H107L108 24H113L112 26H114V29H119L120 27H119V25H121L122 23H131L132 25H136L138 22V25L139 24H145V20L146 19H144V18H138V16H137V13H136V7L139 5V3H140V0H131L132 1V3H133V13L131 14V15H127V16H125V17H119V16H115V15H110V14H107L105 11H103L101 8H100V3H101ZM180 1H182V0H180ZM212 3H213V5H214V8H215V12H216V18H215V20H214V22H212L211 24H206V25H200V24H195V23H192V22H190V21H187V20H183V19H181V18H179L178 17V13H177V11H176V13H175V21L178 23V24H181V25H185V26H188V27H191V29L194 31V32H210V31H213L214 30V28L215 27H218L219 26V23H220V20H221V16H220V14L222 13V11L227 7V5H230L231 6V8H232V12H231V16H230V18H229V20L227 21V24H225V26H224V30H222V31H219V35L217 36V38H216V41L217 40H220L221 38H223L224 36H225V33L226 32H228L231 28H233L234 27V25H235V23H236V21L239 19V17H240V15H241V13H242V11H240V10H243L246 6H248V4L252 1V0H210ZM233 1V2H232ZM238 1V2H237ZM242 1V2H241ZM11 2V3H10ZM30 2V3H29ZM40 2V4H38ZM236 4H235V3ZM32 3V4H31ZM35 5H34V4ZM9 4V5H8ZM12 4V6H10ZM32 6H31V5ZM39 5V8H38V5ZM58 4V5H57ZM8 5V6H7ZM37 5V6H36ZM50 5H51V7H50ZM12 7L11 8V12H10V7ZM36 6V8L34 9V7ZM57 6V7H56ZM74 6L75 7H78V4L75 2V4H74ZM242 6H243V8H242ZM52 7H55L54 9L52 8ZM234 7H235V9H234ZM30 8V9H29ZM8 9V10H7ZM34 9V10H33ZM37 9V10H36ZM144 9H145V13H147V11H148V0L147 1H145V4H144ZM240 9V10H239ZM29 10H31L32 11V13H33V15H31V13H30V15L28 16V11ZM38 10H39V12H38ZM53 10H54V14H53ZM56 10V11H55ZM7 11V12H6ZM9 11V12H8ZM7 13V15L5 14V13ZM37 12V13H36ZM10 13V14H9ZM24 13H26V15L24 14ZM45 15V16H48V19H47V17H46V19H44L45 17H42L43 16V14ZM59 13H60V16H59ZM235 13V14H234ZM21 14V15H20ZM35 14V15H34ZM36 14H41L42 16H38V15H36ZM55 15V16H53V15ZM136 14V15H135ZM4 15H6V16H8V17H6V16H4ZM25 15V16H24ZM50 15V16H49ZM3 16V17H2ZM20 16V17H19ZM26 16H28V17H26ZM30 16H32L31 18L32 19H30ZM35 16H37V17H39V18H37V17H35ZM57 16V17H56ZM5 17V18H4ZM33 17H35L37 20L38 19H40V21H44V23H42V22H39V21H37L35 18H33ZM43 19H42V18ZM50 17V18H49ZM53 17V18H52ZM58 19H56V18ZM235 17H236V19H235ZM27 20V23H25V19ZM29 18V19H28ZM51 18L53 19V20H51ZM55 18V19H54ZM138 18V19H137ZM2 19V20H1ZM29 20H33L34 21V23L32 22V23H29L30 21ZM45 20H47V21H49L48 23H47V21H45ZM56 20V21H55ZM60 20V21H59ZM178 20V21H177ZM236 20V21H235ZM17 21V22H16ZM37 22V24H39L38 26H37V24H36V22ZM119 21V22H118ZM59 22V23H58ZM146 22H147V20H146ZM182 22H185V23H182ZM233 22H234V24H233ZM16 23V24H15ZM41 23L44 25V28H46V27H48L47 29H45V31L43 30V25H41ZM52 23V24H51ZM116 23H117V25H116ZM32 24V26L34 27V29L33 30H29V29H32V28H29L30 27V25ZM49 24H51V26L49 25ZM37 26V30H39V31H37L36 29H35V27ZM47 25V26H46ZM115 25H116V27H115ZM162 25H163V20H156V21H154V26H155V28H154V31H153V35H152V37H153V40L151 39V41H150V43L152 44V42L154 41V46L152 47V46H147V47H145V50H144V52H146L147 53V57H149L150 58V61H149V64H148V66L149 67H147V69H146V71L147 70H149L151 67H153V66H156L157 67V65L160 63L159 62V59H160V56L163 54V53H167V52H169L168 51V49H169V44H179V47L176 49V51L175 52H171V54H172V56L170 57V60H168V64H166V65H164V66H166L165 67V70H163V71H157L156 72V74H155V79H154V83H157L156 85H157V88H158V90H160L161 91V93H160V95L158 96V99H157V104H156V106H157V108L159 109V110H161V111H167V112H170V111H172L173 109H175L174 107H176L177 106V104L178 103H180V112L181 113H192L193 112V110L195 109V106L196 105H198V102L200 101L199 99H201V98H206L207 97V92H208V90H209V87H210V84L208 83V82H205V81H199L198 79H197V71H198V68L200 69V68H203L204 66H205V64H204V57H203V54H202V52H201V50L204 48V42L203 41H200V40H195L194 38H185L184 39V37H174V34L173 33H171V31H169V29L167 28V29H165L164 27H162ZM39 27H40V29H39ZM42 27V28H41ZM49 27H51V29H52V31H50L51 29L49 28ZM58 27V28H57ZM14 28V29H13ZM43 30V31H40V30ZM229 29V30H228ZM35 30V31H34ZM46 30H48V31H50V33L48 32V31H46ZM15 31V32H14ZM17 31V32H16ZM23 31V32H22ZM37 32V34H35V36H33L34 35V32ZM9 32H11V33H9ZM33 32V33H32ZM40 32V33H39ZM43 32H45L44 33V35H42V33ZM46 32H47V35H46ZM53 34H52V33ZM98 32V33H97ZM222 32V33H221ZM93 33V34H92ZM156 35H155V34ZM9 34V35H8ZM33 34V35H32ZM39 34V35H38ZM42 35V40L40 39V37H41V35ZM51 36H50V35ZM62 34V35H61ZM96 34V35H95ZM98 34V35H97ZM127 34H129V37L131 36V37H133L134 36V32H131V33H127ZM159 36H158V35ZM46 35V36H45ZM51 37V38H49V36ZM29 36L31 37H33V38H35L34 40H35V44H34V40H33V38H29ZM44 36V37H43ZM56 36V37H55ZM38 37V38H37ZM46 37V38H45ZM12 38V39H11ZM48 38L50 39V41L48 40ZM156 38V39H155ZM9 39V40H8ZM29 39H30V42H29ZM33 40V42H32V40ZM45 39H47L48 40V42H50L49 44L47 43V41L45 40ZM28 40V41H27ZM37 40H39V42L37 41ZM23 41H24V43H23ZM41 41V42H40ZM45 43H44V42ZM32 42V43H31ZM27 43H29V45H31V44H33V45H31L30 47H31V49L32 48H34V45H36L37 47H40V45H41V47H45V46H47L48 48H49V46H50V48L47 50V47L44 49V48H37L38 49V52H39V50H40V52H42V50H44V54L42 55V53L41 54H39V53H37V51H36V47L34 48V51H36L35 53H34V51H30L31 49H28V48H30V47H28V45H27ZM31 43V44H30ZM46 44V45H42V44ZM107 43V44H106ZM163 43V44H162ZM33 46V47H32ZM162 46V47H161ZM255 48H253V50H252V52H251V54H250V57L245 61V62H243V64L238 68V73L239 74H237V80H236V78H235V80H236V87H235V89H233V93L229 96V107H228V113H229V116H230V120L228 121L229 122V124H234V125H236V124H238L239 122H245V121H252V120H258V119H261V118H264V48L262 49L261 47L262 46H254ZM153 48V49H152ZM155 49V50H154ZM194 49V50H193ZM10 50H11V52H10ZM28 50H29V52H28ZM46 50V51H45ZM51 50V51H50ZM9 53H8V52ZM48 51H49V53L51 54H49L48 53ZM117 51V52H116ZM155 51V52H154ZM194 51V52H193ZM46 52V53H45ZM78 52V51H77ZM152 52H153V54H152ZM7 53V54H6ZM32 53V54H31ZM34 53V54H33ZM37 53V55L35 56V54ZM75 52H73V54H74ZM7 56H6V55ZM29 54V55H28ZM30 54H31V56H30ZM39 54V55H38ZM50 55V57H49V60L48 59H46V58H48V55ZM73 54H72V56H73ZM90 54V55H89ZM5 55V56H4ZM33 55V56H32ZM41 55V57L43 56L44 58H43V60L45 61V66L47 67V69H46V67H45V69L46 70H44V75H43V78H42V81H41V86H42V88H41V86H39L40 88L38 89V91L36 90V94H34V96H33V93H35L34 91L35 90H31L32 88H30V90H31V92H30V90H28V88L27 87H29V85L28 84H25V85H27V86H23V84L25 83H23L22 84V86H20L21 85V83L24 81V80H26V79H29V74H30V70L29 69H32V67L33 66H35V62L37 63V64H40L39 63V60H40V62L41 63H43L44 61H42V59H41V57L40 58H38L39 56ZM47 55V56H46ZM82 55V54H81ZM26 56H27V58H26ZM31 57V61L29 60V57ZM46 56V57H45ZM71 56V57H72ZM127 56H130L129 55V53H127ZM4 57V58H3ZM34 57L35 58H37L38 59V61L36 60V61H34ZM55 57V58H54ZM153 57V58H152ZM54 58V59H53ZM155 58H157V62H156V59ZM173 58V59H172ZM155 59V60H154ZM26 60V65L24 66V64H25V62H23V61H25ZM29 60V61H28ZM53 60V61H52ZM173 60V61H172ZM33 61V62H32ZM152 61V62H151ZM171 61H172V63H171ZM48 62V63H47ZM166 62V61H165ZM175 64H174V63ZM24 63V64H23ZM30 63H32V64H30ZM47 63V64H46ZM51 63V64H50ZM158 63V64H157ZM34 64V65H33ZM36 64V65H37ZM44 64V63H43ZM67 65L68 64H70V63H66ZM84 64V65H83ZM173 64V65H172ZM204 64V65H203ZM20 65H23L22 66V68L20 67ZM30 65H31V68H29V69H27L28 67H30ZM33 65V66H32ZM50 67H49V66ZM217 65H219V63L218 62H215V67L217 66ZM26 66H27V68H26ZM159 66V65H158ZM170 67V68H169ZM17 68V69H16ZM20 68H21V71H22V73H21V71H20ZM24 68H26L27 70H25ZM34 68V67H33ZM180 68V69H179ZM163 69H164V67H163ZM228 70H230V71H227L226 72V75H225V80H228V78H229V80L231 79V67H229V68H227ZM48 70V71H47ZM182 70V71H181ZM12 71H14L13 73H12ZM15 71L16 72H20L21 74H17L16 73V75H15ZM25 71H27L28 72V78H25V77H27V76H25V74H27V72H25ZM164 71H165V73H164ZM18 72V73H19ZM24 72V73H23ZM148 72V71H147ZM163 72V73H162ZM185 72H187L185 75L184 74H182V73H185ZM231 73V74H230ZM15 75V76H12V79H11V75ZM23 74H24V76H23ZM46 74V75H45ZM100 74H102V79H101V85H104L105 87H104V93L102 94V90H103V88H100L98 91H96L95 90V82H96V80L98 79V77H99V75ZM161 74V75H160ZM164 74V75H163ZM166 74V75H165ZM18 75H22V76H19L18 77ZM142 75V77H140V78H144L145 76H146V73L144 72V73H142L141 74ZM140 75V76H141ZM16 78V79H13V78ZM23 77V78H22ZM163 77V78H162ZM20 78V79H19ZM240 78V79H239ZM18 79V80H17ZM22 79H24V80H22ZM157 79V80H156ZM165 79V80H164ZM12 80H14V81H12ZM15 80H16V84L17 85H15ZM22 80V81H21ZM11 81H12V83L13 84H11ZM29 81V80H28ZM27 81V82H28ZM128 81V80H127ZM19 82H20V85H19ZM26 82V83H27ZM166 82V83H165ZM165 83V84H164ZM14 86V87H11V86ZM155 85V84H154ZM15 86H17V87H15ZM20 87V88H19ZM38 87V86H37ZM36 87V88H37ZM179 87H183V90H184V92H185V95H186V98H185V100L181 103L180 102V96H179V94H178V92H177V90H178V88ZM202 87V88H201ZM256 87L258 88L259 87V94H258V96L255 98V89H256ZM16 88H18V92L16 91V89L14 90V89ZM22 88V89H21ZM25 88H27L25 91H27L26 93H24L25 91H23ZM13 89V90H12ZM19 89H21V90H19ZM202 89V90H201ZM46 90V91H45ZM201 90V91H200ZM29 91V92H28ZM33 91V92H32ZM207 91V92H206ZM12 92H14V93H12ZM17 94H19V95H17ZM21 93V94H20ZM25 94H27V96L28 97H24V96H26ZM28 94H30V95H32L31 96V98L32 99H34L33 101H37V102H34V103H36L38 106H39V104L40 105H42L43 106V110H46V113H44V114H46V116H45V119L44 120H46L47 121V119L46 118H50V119H48V122H50L51 121V119H57V117L56 116H58V118L61 116V119H59V120H61V121H57V120H52V121H54V123L57 121V122H61V124H59V123H56V126H55V124H54V126L55 127H57L58 126V124L60 125L59 127L61 128V130L63 131L62 132V134H61V131L60 130H58V129H60L59 127L58 128H55V129H50V130H48L47 128H50L52 125H53V122H52V124H51V122L48 124V122H46V124H42L41 126L43 127H40V129H38V130H42V129H45V130H42V131H39V133H38V135H37V133H35V136H33V138H31L32 140H31V145L32 144H34V146H35V148H34V146L32 145V147H33V150L31 151L30 150V152H31V155H30V152H28V154H29V157H26L25 156V158H30V159H28V161H30V162H28L27 160H25V158H24V156H23V154H24V151H22V148L23 147H21V151L20 150H18L17 151V149H18V147L17 146H15L14 147V149L17 151V153H19V154H22V152H23V154H22V157H21V155H17L16 156V151L12 148V145H16L15 144V142L17 141V142H19L20 140L19 139H21L22 140V142L19 144V143H17V145H20L21 146V144L24 146V141L26 140V133H27V135L29 136V132L30 131H28L29 129L31 130V128H29V127H32V126H30V125H27L28 124V122L30 121V124H32V119H30V120H28V117H25V114L24 115H21V113L23 114V112L25 111V108L26 107H23V105L24 106H26V105H28L29 103H27V101H29L30 102V105H31V103H33V101H32V99L30 98V96L28 95ZM163 94V95H162ZM204 94V95H203ZM241 94L243 95V97H245V96H249V97H252V99L251 100H249V101H244V99L241 97ZM19 96L18 98L16 97V96ZM21 95V96H20ZM24 95V96H23ZM101 95H103V97L102 98H100V96ZM181 95H182V91H181ZM12 96V97H11ZM24 97V99L23 98H21V97ZM162 96V97H161ZM13 97H15V98H17L16 100L13 98ZM13 98V99H12ZM22 99V100H20V99ZM27 98H29V99H27ZM10 100V101H9ZM14 100H15V102H14ZM25 100H26V102H25ZM94 100H96V101H98L99 102V104L98 105H95V104H93L94 103ZM121 100V101H120ZM21 101H22V103L24 102V104L22 105V103H21ZM32 101V102H31ZM58 101V102H57ZM39 102V103H38ZM159 102L161 103L160 105H159ZM20 103H21V106H20ZM14 104H15V106H14ZM16 104H19V106L18 105H16ZM12 105V106H11ZM120 105L121 106H123V111L121 110V111H118L117 110V108L118 107H120ZM159 105V106H158ZM16 108V110H15V108ZM42 106H40L41 108H42ZM22 107H23V109L24 110H22ZM29 107V106H28ZM27 107V108H28ZM163 107V108H162ZM8 108H10V109H12V108H14V110L12 109V112H11V110L9 111H7V109ZM21 108V111H23V112H21L20 110H18V109H20ZM125 109V110H124ZM20 111L19 113H20V116H19V114L17 113L18 111ZM4 111H5V114H4ZM14 111V112H13ZM114 111H116V112H114ZM6 112H8V113H6ZM45 112V111H44ZM9 113H13L12 115H10ZM15 113H17V115L19 116V117H23L22 119H20L19 117H16V115H15ZM7 114V115H6ZM109 114H112V115H109ZM118 116H117V115ZM128 114V115H127ZM4 115H6L5 117H4ZM11 117H10V116ZM124 115V116H123ZM121 116V117H120ZM8 117H10L9 119H8V122H6V120H7V118ZM24 117L26 118V120H28V122H26V124H24V125H27V127L26 126H23V124L21 125V123H25V122H23L24 121ZM87 117H91L90 118V120L89 121H85V119L87 118ZM124 117H126V118H124ZM17 118V119H16ZM44 118V117H43ZM3 119H6V120H3ZM20 119V121H17V120H19ZM63 119V120H62ZM118 119V120H117ZM2 120L4 121V123L2 122ZM15 120H16V122H15ZM23 120V121H22ZM10 121V122H9ZM18 122H20L19 124V126L17 127L18 129H15V127L18 125ZM44 122V121H43ZM42 122V123H43ZM62 122H64V123H62ZM45 123V122H44ZM76 123H84L85 125H86V128H87V135H86V137H84V141H82L83 142V144H84V149L82 148L83 147V144L81 143L80 145L82 146V147H80L79 146V149H77L75 152L73 151H65V149L67 150L69 147H70V144L68 145V143L67 142H69V143H71V146H72V142H71V138H69V137H71V135H72V132H70V129H69V127L71 128L72 126H70V125H75ZM107 123V124H106ZM131 123V124H130ZM133 123V124H132ZM1 124V125H2ZM16 124V125H15ZM51 124V125H50ZM90 124V125H89ZM0 125V127H1V129L0 130H2V128L4 127V125L3 126H1ZM13 125V126H12ZM47 125V126H46ZM49 125H50V127H49ZM45 126V127H44ZM63 128H66V129H63ZM65 126V127H64ZM19 127H20V129H21V127H23L22 129H24V128H26V133H25V131H24V133L22 134V132L23 131H19ZM67 127H68V129H67ZM29 128V129H28ZM52 128H53V126H52ZM73 128V127H72ZM72 128H71V131H72ZM21 129V130H22ZM28 129V130H27ZM68 130V131H67ZM16 131V132H15ZM18 131V132H17ZM51 131V132H50ZM53 131V132H52ZM54 131H57V132H54ZM58 131H60V134L58 135ZM66 131V132H65ZM1 132V131H0ZM15 132V133H14ZM20 132V133H19ZM40 132H42L41 134H40ZM49 132L50 133H52V134H49ZM67 132H69L70 133V135H69V133H67ZM16 133H19V136H21V138L19 137V136H16L17 134ZM53 133H54V135H53ZM55 133H57V134H55ZM67 135H66V134ZM20 134H22V135H20ZM49 134V135H48ZM25 135V140H23V136ZM51 135V137L53 138V136H54V138L52 139L51 137V139L49 140V141H51L52 143H50V142H47V140L49 139L48 138V136H50ZM55 135H57L56 137L59 139L60 137L62 138H60L59 140L55 137ZM60 135H66L64 138H66V139H63V137L62 136H60ZM69 135V136H68ZM15 136L16 137H19V139H16L15 138ZM58 136H60V137H58ZM104 136V137H103ZM106 136H108V137H106ZM42 137V138H41ZM99 137V138H98ZM101 137H103L105 140H107L104 144H105V146H107V144H108V146H107V148H110L111 150L108 152V150L109 149H107V148H105L104 150H101L102 152H100V151H95V149L96 150H98L96 147H97V145H96V147L94 146V144H97L98 142H99V140H96V139H101ZM8 138V137H7ZM55 138L57 139V141H54L53 142V140H55ZM67 138H68V140H67ZM102 138V139H103ZM12 139V140H11ZM16 139V140H15ZM95 139V140H94ZM101 139V140H102ZM110 139V140H109ZM34 140V141H33ZM60 140H61V143H63V145H61V143L59 144V146H58V144H56V145H54V143H56V142H60ZM64 140V141H63ZM66 140V141H65ZM92 140H93V142L95 141H98L97 143H91L92 142ZM46 141V142H45ZM91 141V142H90ZM108 141H109V143H112V144H109L108 143ZM116 141H119V142H117L118 143V147H117V143H115ZM12 142V143H11ZM44 142V143H43ZM66 144H65V143ZM85 142V143H84ZM93 144V146L95 147H90V152H91V154H95V152H97L96 154H97V156L96 155H94L96 158H94L93 157V155H91L90 156V152H89V150H86V148H89V145L88 144ZM114 142V143H113ZM14 143V144H13ZM43 143V146H45V147H47V149H49V151H50V153L48 152V150H47V152H48V155H46V148L45 147H43L42 145H40V144H42ZM46 143H49L52 147H53V150H51L52 149V147L50 146V147H48L47 145H44V144H46ZM121 143H122V145H121ZM9 144V145H8ZM85 144L86 145H88L86 148H85ZM90 144V146H92ZM114 144H116V149H117V151L113 148L114 146ZM31 145H29V148H32L31 147ZM40 146L42 149H41V151L42 152H40V148H37V146ZM60 145H61V147H60ZM64 145H66L65 147H64V149H63V151H65V152H60L59 150L60 149H62V147L64 146ZM67 145H68V148H67ZM123 145H125L124 146V148H122V146ZM38 146V147H39ZM56 146V148H55V150H54V147ZM113 146V147H112ZM119 146H121V147H119ZM126 146H128V147H126ZM16 147H17V149H16ZM59 147H60V149H59ZM73 147V146H72ZM20 148V147H19ZM45 148V150H44V152H43V149ZM82 150H81V149ZM94 149L93 150V152H92V150L91 149ZM118 148H119V150H118ZM129 148V151H131L130 152V154H128L129 153V151L127 150V149ZM139 149V150H142V152L144 153H140L137 149ZM202 148V149H201ZM37 149L39 150V151H37ZM58 149V150H57ZM70 150H71V148H69ZM73 149V148H72ZM106 149H107V151H106ZM123 149V150H122ZM124 149H125V151H126V155L125 154H122L123 152H124ZM132 149H133V153H135L136 155L138 154H141L142 155V157L145 155V156H147V157H144V158H140V155H139V158H137L138 156H136L135 154H134V159L135 160H133V153H132ZM134 149L135 150H137L136 152L134 151ZM9 150V151H8ZM24 150V149H23ZM37 152H36V151ZM81 150V152H77V151H80ZM83 150H84V152H83ZM86 150V151H85ZM114 150H115V152H114ZM120 150H122V151H120ZM11 151L13 152H15L16 154H14V152H13V155L15 156H13V157H10V155L12 154L11 153ZM33 151H35L33 154H32V152ZM53 151L55 152L53 155H52V153H53ZM105 152V154L107 155V153H108V157L110 156V158H109V160L107 161L106 160V158H104V156H105V154H103L104 152ZM116 153V154H114V155H112L113 157H112V159H111V154L113 153ZM38 152H40V155H43L44 156V158L42 159L41 158V156L40 155H38ZM52 152V153H51ZM69 152H70V154L72 153H75V155L77 156H75V155H73V156H75L76 157V160L75 159H71V158H73L72 157V154H71V156L69 155ZM77 152V153H76ZM87 152V153H86ZM99 152V153H98ZM119 152H120V155H121V157H120V155H119ZM164 152V153H163ZM11 153V154H10ZM60 153H63V154H65L64 156H63V154H60ZM81 153V154H80ZM86 155V154H88L87 156H90L91 157V159L89 158V157H84V154ZM100 153H102V154H100ZM110 153V154H109ZM117 153H118V155H117ZM154 153V154H153ZM216 153V154H215ZM218 153V154H217ZM7 154H9V155H7ZM51 156H50V155ZM82 154H83V157L84 158H86V159H88L89 161L90 160H93V158H94V160L93 161H95V168H94V172L98 175H100V177L98 176V178H97V175L94 173V175L96 176H93V172L91 173V171H92V168L94 167V162L92 161H88L87 162V160L86 161H84L83 159V161H84V166H82L81 165V161H79V160H81V158L79 159L78 157L81 155L82 156ZM100 154V155H99ZM34 155H36V157L34 156ZM66 155H68V156H66ZM101 155H102V157H101ZM115 155H116V157L118 158V157H120L118 160L119 161H121V162H116L117 161V158H115V160L116 161H113L114 160V157H115ZM125 155V156H124ZM12 156V155H11ZM20 157V159L22 160V159H24L23 161H21V160H19L22 164H20V163H17V159ZM28 156V155H27ZM31 156H33V158L31 157ZM45 156H46V158L47 157H49L50 158V160H49V158H45ZM71 158H70V157ZM98 156H100L101 158H102V160H101V158H99L98 159ZM131 156V157H130ZM135 156H136V158H135ZM17 157V158H16ZM41 159H40V158ZM68 157L70 158V159H68ZM74 157V158H75ZM106 157V156H105ZM108 157H107V159H108ZM122 157H126L127 158V160L129 161H127L126 162V158L124 159V158H122ZM132 159H130V158ZM148 157H149V159H151V162H150V160L148 159ZM163 157V158H162ZM165 157H167V158H165ZM9 158V159H8ZM11 158V159H10ZM16 158V160L15 161H13L14 159ZM39 159L38 160V163H40L41 165H39L37 162V164H38V167L37 166H35V165H37L35 162H34V160L35 159ZM53 158V157H52ZM64 158V159H63ZM69 161H67L66 159ZM121 158L122 159H124V160H121ZM129 158V159H128ZM171 160H170V159ZM13 159V160H12ZM44 159H46L47 160V162H46V160H44ZM103 159H104V161H103ZM143 159V160H142ZM146 159H148L147 161H148V163H147V161H146ZM156 159V160H155ZM163 159V160H162ZM165 159H169V163H167V160H165ZM12 160V161H11ZM33 160V161H32ZM43 160H44V162L45 163H43ZM64 160V161H63ZM73 162H72V161ZM98 160H99V164H101V162H103V164H101V165H99L98 164V166H97V163H98ZM101 160V161H100ZM110 160H112V162L113 163H117L116 165L114 164V166H113V164H112V162L110 161ZM138 160H139V162H138ZM144 160H145V162H144ZM154 160V162H152ZM158 160H162V161H158ZM165 160V161H164ZM25 161H27L26 163H24L23 164V162H25ZM36 161V160H35ZM40 161V162H39ZM65 161H67L68 163H70L69 165H71L72 167L74 166V164L76 163V165L74 166V168L75 169H72V167L70 166V168L71 169H69V171H67V169H65L64 170V167L63 166H65ZM75 161H77V162H75ZM81 162L80 164H79V162ZM123 161V162H122ZM158 161V162H157ZM171 161H173L172 163H171ZM11 162H12V164L14 165H11ZM14 162V163H13ZM16 162V163H15ZM42 162V163H41ZM66 162V163H67ZM71 162L73 163V164H71ZM85 162H87L86 164H85ZM104 162H106V163H109L110 164V162H111V165L109 166L108 164L105 166V163ZM141 162H144L145 164L147 163V166L146 165H144V163H141ZM153 163V164H156V163H158V164H156V165H151V170L152 171H150V169L149 168H147V169H144L145 167H149L148 165H150V163ZM159 162H162L161 164L159 163ZM165 162H166V164H165ZM34 163H35V165H34ZM79 164V167H78V164ZM120 163H121V165H120ZM123 163V164H122ZM136 163V164H135ZM164 163V164H163ZM15 164H16V167H17V170H18V165L20 166V168H23V167H25L26 166V168H23L22 170H18V171H16L15 173L17 174V172H18V176L15 174L14 176H15V181L17 182H15L14 181V179H13V181H12V178H11V180H10V177H11V175H12V173L11 172H13L15 169H16V167H15ZM28 164V165H27ZM29 164H31V165H29ZM64 164V165H63ZM83 164V163H82ZM126 164V165H125ZM138 164V165H137ZM21 165H24V166H22L21 167ZM45 165V166H44ZM68 164H66V166H69ZM105 166V168L103 167H101V166ZM117 165H119V166H121V167H119V166H117ZM127 165H128V167H127ZM134 165V166H133ZM143 166V167H141V166ZM158 165V168H157V171H156V167L155 166H157ZM163 165V166H162ZM165 165V166H164ZM28 166V167H27ZM29 166H30V168L32 167H34L35 168V171L36 170H38V172H37V175H38V173L40 172V171H42V172H40L39 173V177H37V175H36V172H34V170L33 169H29ZM44 167V168H46V170H44L45 172H44V175H45V177L46 178H41V179H39L40 177H41V173H43V170L42 169H44V168H41V167ZM65 166V167H66ZM77 166V167H76ZM82 166V167H81ZM93 166V167H92ZM97 166V167H96ZM100 166V167H99ZM111 166H112V168H113V170H114V167L115 166H117V167H119V168H116L115 167V169L117 170H114V175H116L115 173L117 172V177H118V179H116V176L114 177V175H112V174H110V173H107L108 172V169L110 168L111 169ZM130 166H131V168H130ZM137 166L140 168H142V170L141 169H139L138 168V172L136 171V169H134V168H137ZM165 167L164 169L162 168V167ZM9 167H11V170L13 169V171H11L10 170V168ZM15 167V168H14ZM37 167V168H36ZM98 167H99V169H98ZM108 169H107V168ZM19 168V169H20ZM39 168V169H38ZM41 168V169H40ZM67 168V167H66ZM78 168V169H77ZM100 168L102 169L101 170V174H100V172H99V170H100ZM129 168V169H128ZM155 168V169H154ZM160 168L161 169H163V170H160ZM25 169V170H24ZM29 169V170H28ZM80 169V170H79ZM91 169V170H90ZM97 171H96V170ZM119 169H122V170H119ZM132 169H134L137 173H135V172H132V171H134V170H132ZM144 169V170H143ZM149 169V170H148ZM7 170H8V172H7ZM9 170H10V173L11 174H9L10 175V177H8V175H7V173H9ZM23 170H24V172H23ZM33 170V171H32ZM72 172H71V171ZM106 170H107V172H106ZM112 170V171H113ZM125 170H126V172H125ZM132 170V171H131ZM139 170H140V172L143 174V175H147V173L150 175L151 174V172H152V176L150 175H147L148 177H150L151 179L150 180H154V181H156V183L152 180V181H150L149 179H148V177L146 176V178L148 179V183L146 184L145 182V178H140L139 180H141L140 181V183L142 182L147 188H148V185L150 186V188H146L145 186H143V184L141 185L138 181V178L139 177H141L142 176V174L139 172ZM146 170H148L149 172H145ZM156 171V174H155V171ZM160 170V171H159ZM23 172V174L25 175V176H23V174L21 173V172ZM26 171L28 172H31V175H30V173H29V175L30 176H32L33 175V173H35L34 175L36 176V177H34V175H33V177H30V179H28V174L26 173ZM73 171H74V173H73ZM78 171H80V173L78 172ZM86 171V174H87V172H88V176H86V175H84V174H81V173H84ZM120 171V172H119ZM68 172V174L66 175V173ZM69 172H71V174H72V177H70L69 175H71ZM78 172V174L80 175V176H78V174H76ZM103 172V173H102ZM104 172H105V175H104ZM109 172H111V171H109ZM131 172L134 174H132V176H133V178L134 177H136V176H138V174L140 175V176H138V178L136 179V180H138V181H136L135 179V181L132 179V176H129L130 174H131ZM144 172V173H143ZM4 173V174H3ZM21 173V174H20ZM89 173L91 174L90 176L92 177H95L94 179H93V177H92V180H94V181H92L90 178V176H89ZM112 173V172H111ZM121 173V174H120ZM124 173V174H123ZM153 173H154V177H153ZM158 173V174H157ZM212 173H214V174H212ZM218 175H217V174ZM221 173V174H220ZM73 174H76V176H74V178L76 179V177L78 176V177H81V181L79 182V179L80 178H78V181L77 180H74V178H73ZM103 174V175H102ZM124 176H123V175ZM160 174H162V172L160 173ZM220 174V175H219ZM5 175H7V176H5ZM22 177H21V176ZM44 175H42L43 177H44ZM82 175H84V178H83V176ZM107 175V176H106ZM112 175V176H111ZM122 175V176H121ZM136 175V176H135ZM156 175V176H155ZM204 175V176H203ZM205 175L207 176V177H205ZM5 176V177H4ZM17 176V177H16ZM26 176H27V179H26V181L27 182H25V180H24V178H26ZM103 176V178H101ZM104 176H106L107 178L108 177H112L111 179H113V182L111 183V182H109L110 181V179H107V178H105V181H103V179H104ZM144 176V177H145ZM217 176V177H216ZM86 177H89V182L88 183H90L91 184V181H92V183L93 184H91L90 186H91V188H90V186H89V184L87 183V187L86 188H90L91 189V191H90V189H87L86 190V188L85 189H83V187L86 185V182H85V178ZM130 177V178H129ZM143 177V176H142ZM161 177V175H159V178ZM206 179H205V178ZM210 177V178H209ZM4 178L6 179H8L7 180V182H9V183H6V180H5V182H3L4 181ZM14 178V177H13ZM17 178H18V180H17ZM31 178H32V180H31ZM33 178H34V180L36 181V179L38 180V181H44L45 183H42V182H40V183H42V184H39V182H35L34 180H33ZM36 178V179H35ZM71 179V182L70 183H67L68 181L67 180H70ZM72 178H73V180H72ZM83 178V179H82ZM97 178V179H96ZM119 178H120V181H119ZM128 178L132 181H134V182H131L130 180H128ZM212 178V181L210 180ZM66 180V181H64V180ZM85 179V180H84ZM96 179V180H95ZM98 179H100V180H98ZM106 179H107V181L108 182H106ZM208 179H209V181H208ZM235 179V180H234ZM29 180V181H28ZM30 180H31V182L33 181V183H34V185L36 184V183H38L39 184V186H40V190H39V188H38V185H32V186H34L35 188H36V186H37V188L35 189L34 187H30V193H29V190H27V189H29V188H27V185L28 184H30ZM46 180V181H45ZM82 180H83V183L85 184H82L81 182H82ZM116 180H117V183L116 184H120V186L118 185H116V186H114L113 187V185L115 184V182H116ZM122 180V181H121ZM63 183H62V182ZM130 182V186H129V184L127 183V182ZM202 181V182H201ZM11 182H13V183H11ZM22 182V183H21ZM66 182V183H65ZM74 182H76V184L74 183ZM102 182V183H101ZM125 182V183H124ZM139 183V185H141V186H143V188L145 189V190H143L142 188H141V186H137V184ZM209 182V183H208ZM27 185H26V184ZM32 183V184H33ZM65 183V184H64ZM73 183H74V185H73ZM77 183H81L80 184V187L78 186L79 184H77ZM107 183V184H106ZM108 183H109V185H108ZM123 183V184H122ZM133 183H135L136 184V186H137V189H139V188H141L143 191H141V193H143L144 191V193H145V195H144V197H151V199H150V197L148 198V199H150L149 200V203L152 205H150L149 203H147V205H146V202H148V200H147V198H145V200H143V201H145L143 204H142V199L144 198V197H142L143 196V194H139V193H137V192H140V190H137L136 189V186H135V184H133ZM150 183H152L151 185H150ZM153 183H155V186H154V184ZM12 185V186H8V185ZM63 186H62V185ZM73 185V188H69L70 187V185ZM126 184H128V185H126ZM25 185H26V187H25ZM67 185H69V187L67 186ZM72 185H71V187H72ZM76 185V186H75ZM81 185H83V186H81ZM94 185V186H93ZM105 185H108L109 186V189H107V190H104V188L106 189V188H108L107 186L105 187ZM110 185H111V187H110ZM159 185H160V183H159ZM200 185V186H201ZM250 185V186H249ZM2 186V187H3ZM41 186H46V187H41ZM62 186V187H61ZM64 186H66L67 188H69V189H67L68 190V192H67V190L66 189H64L63 187ZM97 186V187H96ZM103 187V190L102 189H100V188H102ZM152 186H154V188L157 190V191H155L154 190V188L152 187ZM204 186V185H203ZM256 186V187H255ZM2 187H0V188H2ZM8 187V188H7ZM29 187V186H28ZM65 187V188H66ZM76 187H78V188H76ZM82 187V188H81ZM92 187H96V189L97 188H99L98 190H99V192L100 193H98V191L96 190V189H94V188H92ZM113 187V189H110V188H112ZM117 187V188H116ZM119 187V188H118ZM126 187H128L129 189H127ZM152 187V188H151ZM207 187H206V189L204 188L203 189V187L201 186L200 188H202L203 190H207L206 192L205 191H202V196H204V198L203 197H201V199L200 200H202V201H200V202H203V199H205L206 200V197H205V195L206 194H208L209 192L208 191H210L209 189H207ZM22 188H24V190L22 189ZM32 188L33 189H35V192L37 193V195H36V193L32 190ZM76 190H75V189ZM79 188H80V190L82 189V192H84V194H82V192L79 190ZM123 188V189H122ZM127 189V191L125 190V189ZM4 189L6 190V193H5V191H4ZM72 189H74L72 192V194H70L71 192H69L70 190H72ZM115 189H118V190H115ZM150 189H152V191H151V193L152 194H155L156 193V201L154 202V204H152L153 202V200H155L154 199V195H152V194H150V192L148 191V190H150ZM31 190L34 192V194H35V196L33 197L32 195H34V194H31L32 192H31ZM79 190V191H78ZM85 190H86V192L88 193H85ZM93 190H96V191H93ZM102 190V191H101ZM108 190L110 191V193H108ZM146 190H147V192H146ZM21 191V192H20ZM37 191H39V192H37ZM58 191V192H57ZM103 191H105V192H103ZM106 191H107V193H106ZM134 191H136V193L134 192ZM11 192V193H10ZM21 193V194H19V196H18V193ZM65 192V193H64ZM78 192H81V193H78ZM92 194H91V193ZM96 192V194H93V193H95ZM104 193V195H103V193ZM154 192V193H153ZM205 192V193H204ZM26 193H24V194H26ZM44 193H43V195H44ZM53 194V195H55L54 197H52V195H50V194H48V195H46L45 194V199H46V197H47V199L45 200V203H47V205L45 204V206H47V209H49L50 208V206H51V208L49 209V211H47V210H45L46 208H45V206H44V210L46 211V217H48V215H50L49 217H51V218H49V219H51V220H53V219H55V222L54 221H50V223H48L49 221V219L48 220H45V219H47V218H45L44 217V215H43V220H45L44 222L47 224V227L49 226V228L47 229V231L49 230V229H52L53 230V235L55 234V236H53L52 237V241H50L51 243H53V245L51 244H49L48 246L50 247V246H52L53 247V249H52V247L51 248H47L46 249V252H48V250H49V252H50V260H49V257L47 258H44L45 257V255H48L49 256V252H48V254H46V252H44L42 255H40L39 256V254H41L42 252V250H41V247H43V244H46L48 241L47 240H49V232H47V234H48V236H47V234H44V228H45V230H46V224L45 223H43L44 225V227L43 228H40V224H38L39 225V227H37V226H35V232L37 231L38 232V230H37V228H40V232H41V229H43L42 230V232H41V236H40V232H36L37 234H39V235H37V238L39 239H37L38 241H40V243L42 242L40 239H42L43 240V238H44V240H46L47 242H45L44 240V242L42 243V244H40L39 242H37L38 244H40V245H38L36 242L33 244V246L34 247H36V248H39V250H41L40 251V253L37 255V256H39L40 258H36L35 257V259H37V262H39V261H42L41 260V258L44 260L43 262L45 263V264H54L55 263V261H56V259H58V257H59V251L58 250H56V249H61V244H62V240L64 239L65 240V242L67 243H65L64 242V240H63V242L65 243V248H63V249H61V251H60V253L61 252H66L67 250V246H68V242H70V241H68V240H66V238L67 239H69V240H71V238H72V240H73V238L75 237V236H73L74 235V233H76V234H79L80 232H82V230L84 231L85 230V227H84V229H82L81 227V231L79 232V233H77V227H74L75 229H73L72 227H70V224H72L71 223V221H74V220H71V218H69L67 215V217H68V220H66L67 219V217H65V214L62 212V211H59L58 210V206H57V201H53V200H58V202H59V200H61V199H63L62 197H61V199H59L58 197H57V195L56 194ZM62 193V194H61ZM66 193L68 194L67 196H66ZM77 193H78V195H77ZM97 193L98 194H102L101 195V197H106L107 196V198L104 200V198H103V201H102V198L98 195L97 196ZM150 194L149 196H147L146 194ZM204 193V194H203ZM251 193V194H250ZM29 194L32 196L31 198H30V196H29ZM82 195V196H80V195ZM90 194V195H89ZM106 194V195H105ZM112 194H114L113 196H112ZM122 194V195H121ZM135 194H137L136 196H135ZM138 194L142 197H140V200L142 201H139V200H137V199H139V197H138ZM43 195H41V196H43ZM60 195V196H59ZM76 195H77V197H76ZM83 195H84V197H86L85 199H83L82 197H83ZM88 195L90 196V198L92 197V195H95V198L97 199L98 197L99 198H101V203H104L103 205H99V204H101V203H99V201L98 200H96L95 198H94V196L92 197V198H94L95 200H96V202H94V199H89V201H90V203H92V200H93V207H92V210L91 211H94L93 213L91 212V211H88V212H91V214H93V215H91L90 213H89V215H91V216H89V215H87V211H86V209H84V208H87V204H86V207H85V205H84V208L82 209V211L83 210H85L86 211V213H84L85 211H81V208H80V205L81 206H83L82 205V203H84V202H86V201H88ZM129 195V194H128ZM135 197H134V196ZM4 196V197H3ZM40 196V195H39ZM49 196V197H48ZM79 196H80V200L81 199H83V200H81V203H80V200H79ZM97 196V197H96ZM109 196V197H108ZM117 196V197H116ZM121 196V197H120ZM123 196V197H122ZM0 197V198H1ZM18 197V198H17ZM56 197V198H55ZM73 197V198H72ZM88 197V198H87ZM137 198L135 201H137V202H134V200L132 199V198ZM33 198H36L35 200H33ZM72 198V199H71ZM112 199V200H110V199ZM124 198H125V201H124ZM203 198V199H202ZM123 199V200H122ZM27 200H29V201H27ZM114 200V201H113ZM120 200H122V204L119 202ZM30 202L29 204H33L34 202ZM79 201V204L77 205V202ZM84 201V202H83ZM117 201H118V203H117ZM141 203V205H140V203ZM16 204H15V203ZM21 202V203H20ZM26 202L23 204L24 205V207L26 208V206L29 208V209H24V207H23V209H22V211L24 212V213H22L23 215H21V213H20V216H24V214H25V210H27V212H28V210H30V209H33L32 207H35V205L34 206H30L29 207V205H26ZM48 202H52L51 203V205L48 203ZM99 203V204H96V203ZM105 202H107L106 204H105ZM152 202V203H151ZM17 203H18V206H17ZM88 204H89V202H87ZM109 203V204H108ZM113 203V204H112ZM135 203H139L138 205H136ZM1 204H2V206H1ZM12 204H15L16 206H14L13 205V210L14 211H16L14 214H13V212L14 211H12ZM50 206H49V205ZM55 204V206H53ZM94 204H96L95 206H94ZM108 204V205H107ZM119 204V205H118ZM121 204V205H120ZM20 205V206H19ZM99 205V207H97ZM104 205H106L107 207H105ZM110 205V206H109ZM112 205V206H111ZM115 205V206H114ZM116 205H118V206H116ZM143 205H145L144 207H143ZM150 205V206H149ZM56 206H57V208H56ZM100 206H102L101 208H100ZM113 207L114 208V210H113V208L111 209V208H109V207ZM146 206H147V208H146ZM149 206V207H148ZM71 207H73V209H74V212L75 213H77L76 215H78L77 217H74L75 216V213H72L73 212V210H72V212H70L71 211ZM76 207H77V210L80 208V210H78L79 212H82V214L79 216V214L80 213H78L77 212V210H76ZM79 207V208H78ZM95 207H96V210H93V209H95ZM104 207V208H103ZM54 208V211L52 210ZM55 208H56V210H58V211H56L55 210ZM98 208H100L99 210V212H98ZM105 209V211H108L109 209V212H111V213H109V212H106L105 213V211L104 210H101V209ZM133 208V207H132ZM131 208V211H130V215H132L133 214V212H132V209ZM139 208V207H138ZM145 208V209H144ZM8 209V210H7ZM43 210V211H44ZM140 210H141V212H140ZM8 211H10V212H8ZM12 211V212H11ZM21 211V212H22ZM30 211H32V210H30ZM30 211L28 212V213H30ZM50 211H52V212H50ZM57 212V213H55L57 216V218H55V216L53 217V216H51L54 212ZM67 211H69V213H66ZM101 211H104V212H101ZM144 211H146V212H144ZM201 210H199L198 212H196V214H195V217H196V220H197V218H198V220H197V222H198V224L196 223V220H195V217H194V219H193V222L195 221V223H191L192 224V226L194 225V230H193V228H192V226H190V229L191 230H193V231H191V230H189V232L191 231L193 234L194 233H196V234H194V235H199V230H198V228H199V226H197V225H201V227H202V218H203V215H202V212H200ZM51 214H50V213ZM58 212H60L61 213V215H62V213L64 214V216H62V218L59 216L60 215V213L58 214ZM102 213L101 215L100 214H98V213ZM0 214V217H1V215L2 216H4L3 214ZM25 214L27 217H28V215L29 214ZM45 213V212H44ZM72 215H71V214ZM98 215H97V214ZM135 213H137V214H135ZM139 213H140V216L139 217H137V215H139ZM198 213H201V214H199L198 215ZM15 214H17V215H15ZM55 214H53V215H55ZM86 216H85V215ZM105 214H107V217H106V215ZM71 215V216H70ZM95 215H97V216H101V218H100V220L101 221H99L98 220V222H102L103 221V219H105L104 217H106L107 219H105L106 221H104V222H102V225L100 224V223H98L97 222V220L96 219H98V218H96L97 216H95ZM108 215H110V216H108ZM143 215V216H142ZM202 215V216H201ZM11 216V217H10ZM58 216H59V219L61 218L63 221H64V223L63 224H65V223H67V224H65L66 226H68V230L66 231V230H63L62 228H63V226H65V225H61V227L59 226V228H60V230H61V234H60V236H59V233H58V231L60 232V230H59V228H56V227H53L54 226V224H59L60 225V221H59V219H58ZM102 216H104V217H102ZM5 217V216H4ZM8 217H10V218H12V220L10 219V218H8ZM18 217V218H17ZM27 217H25V218H27ZM66 219H65V218ZM80 217V218H79ZM81 217H83V218H81ZM84 217H87L86 219H84ZM108 217L110 218L109 220L111 221H109L108 222ZM133 217V218H132ZM141 217V218H140ZM2 218V217H1ZM6 218V217H5ZM23 218V217H22ZM22 218H20V219H22ZM25 218H23V220H24V222H25ZM65 220H64V219ZM78 218V219H77ZM142 220H140V219ZM200 218V219H199ZM16 220V221H14V220ZM56 219H58L57 220V222H56ZM79 219H82V221L81 220H79ZM84 219V220H83ZM88 219V220H87ZM140 221H139V220ZM145 219V218H144ZM70 220V221H69ZM11 221H13L12 223L14 224L15 222V224L17 225V227H15L14 225H12V223H11ZM21 221V220H20ZM59 221V222H58ZM70 222V224H68L69 222ZM81 223H80V222ZM89 221H91V220H89ZM96 221V222H95ZM199 221H201V223H199ZM105 222H108V224L107 223H105ZM135 222V223H134ZM137 222H140L139 224V226H141V227H139V228H137ZM52 223H54V224H52ZM89 223V222H88ZM95 223H97V224H99V226H95L96 228H100V230L99 231H97L96 230V228L94 227V224ZM105 223V224H104ZM136 224V226L134 225V224ZM3 224V225H4ZM21 224H22V227H21ZM49 224V225H48ZM56 224V225H57ZM76 224V225H75ZM104 224V225H103ZM131 224H133L132 226H131ZM55 225V226H56ZM96 225V224H95ZM6 226H9V227H6ZM13 226H14V229H13ZM91 226V227H90ZM93 226V227H92ZM195 226L197 227V228H195ZM37 227V228H36ZM52 227V228H51ZM58 227V226H57ZM71 228V230H72V232H70L71 230H70V228ZM78 227V229L80 230V228ZM132 227L133 228H135L136 227V229H132ZM55 230H54V229ZM93 228V229H92ZM8 229V231H7V234H8V236H6V234H5V232L4 233H0V234H4L5 236L4 237H7V239L9 238L11 241L14 239H11L12 237H15V236H13L12 235V233H14L11 229L9 230ZM58 229V230H57ZM64 229H67V227L65 228L64 227ZM139 229H140V231H139ZM195 229L197 230V231H195ZM200 229V231H201V229L202 228H199ZM0 230V231H1ZM73 230H75V231H73ZM91 230H93L94 232H95V230L98 232H96V234L94 233V232H92ZM10 231H12L11 233H10ZM50 231V230H49ZM57 231V232H56ZM62 231H63V233H66L64 236L62 235L63 233H62ZM45 232V233H46ZM55 232V233H54ZM132 232V233H131ZM139 232V233H138ZM69 233V234H68ZM91 233H92V236H95V237H93L94 238V240H92L93 238L91 237ZM103 233V234H102ZM106 233H107V231H106ZM133 233H137V235H135L134 237H133ZM192 233H190L189 235H190V237H187L188 239H191V242H192V240H194L195 238H197L196 236H194V239H193V237H191L192 236ZM9 234H11L12 236H11V238H10V236H9ZM43 234H44V236H43ZM75 234V235H76ZM95 234V235H94ZM2 235L0 236V237H2ZM61 235H62V238H61ZM106 235V234H105ZM42 237V238H39V237ZM47 238H46V237ZM60 238H59V237ZM71 238H70V237ZM102 238H101V237ZM65 237V238H64ZM97 237V238H96ZM46 238V239H45ZM56 240V242H55V240ZM57 238H59L58 240H57ZM92 238V239H91ZM99 238H101V239H99ZM136 240H135V239ZM139 238V237H138ZM1 239V238H0ZM9 239H8V241H9ZM35 239V240H36ZM62 239V240H61ZM90 239L92 240V241H94L93 243L90 241ZM1 240H6V238L5 239H3V237H2V239ZM34 240V241H35ZM54 240V241H53ZM88 240H86V242H88ZM104 240V239H103ZM11 241H9L10 243H11ZM68 241V242H67ZM97 241V242H96ZM99 241H101V242H99ZM3 242V241H2ZM1 242V243H2ZM6 242V244H8L7 243V241H5ZM13 242V241H12ZM59 242H60V244H59ZM96 242V246L94 247L93 245H94V243ZM189 240H188V243H187V240L185 241V245L184 246H186V247H189V245L191 244V242H190V244H189ZM0 243V244H1ZM64 243L62 244L63 246H64ZM99 243H101L100 244V246H99ZM5 244V245H6ZM3 245H4V242H3ZM38 245V246H37ZM59 245H60V247H59ZM89 245V246H88ZM127 245L128 246H130V247H127ZM11 246V244H9V246L7 245V247L5 246L4 248L5 249H3V250H6L8 247H10ZM99 246V247H98ZM1 247H2V245H1ZM55 247H59V248H56L55 249ZM85 247V246H84ZM97 247H98V249H97ZM132 247V248H131ZM183 248V246L178 250V252L179 251H183V250H186V249H184L183 248V250H181ZM2 249H0V257H1V259L3 258V254H4V252L2 251ZM53 250V252H54V254H53V252H52V250ZM65 249V250H64ZM131 249V250H130ZM63 250V251H62ZM95 250H98V251H95ZM37 251H38V249H37ZM57 251V252H56ZM93 251H95V252H93ZM131 251V253L129 254V252ZM2 252H3V254H2ZM56 252V253H55ZM98 253V255H97V253ZM177 252V253H178ZM184 252V251H183ZM94 253L97 255H95V258H94ZM176 253V252H175ZM173 254L172 256L174 257V263H176L175 261H177L179 264H180V260H181V258H180V256L182 257V254L179 252L178 254H181L180 256H178L180 259H179V261H178V257H177V260H176V258H175V256H177V254ZM51 254H52V256H51ZM57 254V255H56ZM63 254H64V256H65V254L66 253H62L61 254V256L59 257L60 259V261H59V263L60 262H62L63 264H64V260L66 259L65 257L67 256H63ZM122 254H124V255H122ZM35 255V256H36ZM44 255V256H43ZM58 256V257H55V256ZM120 255H122V257L123 258H121V256ZM129 255V256H128ZM42 256V257H41ZM54 256V259L55 260H53V259H51L52 257ZM90 256H92L91 258H90ZM128 257V259L126 260L125 258H127ZM171 256V257H172ZM64 257V258H63ZM173 257L172 258H169V259H172L173 260ZM61 258L62 259H64L63 261L61 260ZM119 258H121V259H119ZM46 259H48V261L46 260ZM119 259V260H118ZM168 259V263L170 264L171 263V261ZM54 262H53V261ZM93 260H95V261H93ZM97 260V261H96ZM130 262H129V261ZM85 261V262H84ZM35 263L34 264H36L37 262H36V260L34 261ZM50 262H52V263H50ZM74 262V261H73ZM75 262H76V260H75ZM78 262H76L75 264H80V263H78ZM115 262V264H117ZM129 262V263H128ZM173 262V261H172ZM40 263V262H39ZM38 263V264H39ZM61 263V264H62ZM123 263V262H122ZM167 262H166V264H168ZM173 263V264H174ZM1 264V263H0ZM40 264H43L42 262L40 263ZM56 264H58V262L56 261ZM69 264H72V263H69ZM131 264H133V262L131 263Z\"/></svg>",
  "mask_w": 264,
  "mask_h": 264
},
{
  "label": "crops",
  "instance_id": "3",
  "mask_svg": "<svg viewBox=\"0 0 264 264\" xmlns=\"http://www.w3.org/2000/svg\"><path fill=\"white\" fill-rule=\"evenodd\" d=\"M100 8L107 14L115 15L119 17H125L133 13V3L131 0H102ZM178 17L190 21L195 24L206 25L214 22L216 18V12L213 3L210 0H179L177 8ZM102 74L99 75L95 82V90L98 91L103 88L102 94L104 93V85H101ZM259 94V87L255 89V98ZM103 95L100 96L102 98ZM244 101H249L252 97L241 94ZM186 98L185 92L182 89V95L180 102L182 103ZM95 105L99 102L94 100Z\"/></svg>",
  "mask_w": 264,
  "mask_h": 264
}]
</instances>
